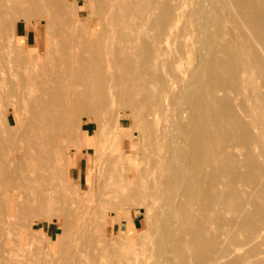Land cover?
Returning a JSON list of instances; mask_svg holds the SVG:
<instances>
[{
	"label": "rangeland",
	"instance_id": "374dc122",
	"mask_svg": "<svg viewBox=\"0 0 264 264\" xmlns=\"http://www.w3.org/2000/svg\"><path fill=\"white\" fill-rule=\"evenodd\" d=\"M149 1L151 2V3L149 2V4H151V5L155 4L154 0H149ZM192 1L193 0H191V1L187 0L186 1L187 2V10L196 8L197 0H194L193 3H192ZM129 2H131V0ZM161 2L162 3H160V4H162V5L165 4L164 1H161ZM188 3H189V5H188ZM79 4H80V6L77 9L78 14L76 12L77 15H75V13L72 14L74 16H71V15L69 16L68 15V17L66 19L69 20V18L72 17L73 20H72V18L70 19L72 21L71 23H73L72 26L74 28V25L76 24V26H77L76 30L78 31V30H80L81 23L85 25L86 22H84V21H87L86 24L88 25V22H89L88 18L89 17L95 18V19H97V25L95 27V30H94L93 34L95 36H98L99 34H102L103 30H104V27H103L104 23H98L99 14H98V11H97V8H98L97 3L93 2V1H88V0H79ZM160 4H159V8L160 7L162 8V6ZM193 7H195V8H193ZM133 10H134V12H136L135 9H133ZM159 10L160 9L157 10V14H158ZM130 13H132V14H130ZM136 13H138V12H136ZM129 14H130L129 20L130 19L132 20V17H134L133 18V20H134L138 16L137 14L133 13V11L130 12V10H129ZM220 14H222V13H220ZM135 15H137V16H135ZM75 16L76 17L79 16L78 19H76ZM20 17L21 16L13 15V17L11 19V22L9 23V25L7 27L8 29L6 28V32H4V40L2 41V45H1V48H0V78H1L0 79V86H1V89H3V87H4V90H2L1 103H0V105H2V107L0 106V108H1L0 109V119H1L0 120V122H1L0 125L2 126V127L0 126V130H1L0 134L2 133L1 136H0V142H2V143H0V148L3 150L2 153L4 155L3 157H4L5 161L11 159V157H13L16 154H17V157L21 156L22 158H24V156L21 155V154H25L26 152L29 153V151H33V153H34V151H35V145L33 144V141L30 140V138L33 136L32 128H31L32 116H31V113L28 110L29 108L24 105V103L22 102L23 100L21 99V98H23L24 91L27 90L26 89L27 86H28L29 89H31V87H33V82L31 80H29L28 77L25 74L26 71H28V69L33 66L32 63H35V61L33 59H39L38 60L39 64L43 63V65H47V66L51 67L53 65L55 56H56V58L59 56V53L57 51V49L59 47L58 46L59 38L53 33L51 28L48 29L46 27V19L45 18L37 19V17H35V16L31 17L30 15L28 17L26 16L27 18H24V19H20ZM26 19H27V21H26ZM74 19L76 21H74ZM79 19H80V23H79V21H77ZM184 19H186V17L183 18V22H184ZM74 22H77V23H74ZM181 24H183V23L181 22ZM87 25H85V27H87ZM147 29H146V31H148ZM47 30H48L49 33L47 32ZM146 31H144L145 32V36H143V38H142V34H144V32H142L141 38L139 39V41L143 39L142 40L143 43L145 41L144 38L146 37ZM5 33L7 34V37H5L6 36ZM29 33H30V39H28ZM97 33H99V34H97ZM194 34H196V35H194ZM190 35L191 36L193 35V38L192 37L191 38L188 37L190 39L189 40L190 42H192L191 41L192 39H195V41H197L199 35H198V32L196 30H195L194 33L191 32L189 34V36ZM10 36L11 37L13 36V37L11 38ZM228 37H229V35L226 36L227 39H228ZM117 40H119V41H117ZM173 40H176V39H173ZM173 40H171V41H173ZM177 40L178 41H173L171 43L169 42L170 45L167 44V47L164 46L165 48H163V53H164L165 56L162 53L163 56H161V57L163 59L159 60V65L158 66L162 65L160 63V61H162V63H165L166 60L169 61L171 59L170 56H172L174 51H175V53H178L176 51L177 50L179 51L178 48H180L179 47L180 44L178 46V43H179L180 40L179 39H177ZM116 41L117 42H115V43H118V44H120V42H121L120 39H116ZM142 41H140V43H138V45L141 44V46H142V43H141ZM219 41L220 40H215L213 44H216V45H212V47L215 50L214 53H215V56L217 57V59L221 58L223 60L224 66L221 65L222 63L220 65L223 66L224 68L221 67V69H219L218 68L219 65L218 66L216 65V67L213 65V64H217V62H216L217 59L215 60V58H214L215 56H214L213 50H212L213 48L210 45L209 46L211 48H209V46H207L208 48L206 47L204 49L203 48L201 49V47L199 46V43L197 44L196 42H195L196 43L195 47L192 48V50L193 49L197 50V48L199 47L198 51L200 53L198 51H196V52H198L197 55H196L195 51H192V52L190 51V54L188 56H190V59L193 62L190 63L189 61H191V60L189 59V57H186L187 59H184L185 61L183 60L184 61L183 62V66L187 67L186 66V61H187L190 64H192V63L194 64V62H195V65L198 64V66H200L199 68L202 71H204L202 68H204V67L206 68L205 69L206 75H205V77H203V81H200V84L198 83L199 85H195L196 88L198 87L200 89L199 90L200 93H197L198 89H196V93L198 95L200 94L202 96L199 95L200 97L199 96H198L199 98L197 97L199 100L196 99L194 101H197V100H198V102L200 101L199 103H200V106L202 105L201 107H203L204 104L202 102L205 99H206L205 104L208 101L207 95L206 96L203 95V94L206 93L203 90H206L205 88H207V86L204 88L203 85H206L208 82H212V80H215L213 82H215V84L216 83L218 84V82L220 80L219 78H218L219 80L216 78L218 81L216 79H211V78H209L208 75H211L214 78H215L214 74H216V77H219L218 75H222L220 78L222 79L221 81H223V82L221 84L220 83L221 81H220L219 84H221V86L218 84L217 88L220 86L223 90H221V88L219 87L220 91L217 93V95L219 93L220 94H219L218 97L216 95V98H215L216 100L218 99L217 100L218 101V103H217L218 105H215L217 101L215 103H213V104H214L215 107L218 106L217 110H219V108H220V109H224V110L226 109L225 111H228L226 105H228V104H229V106L232 105V103L230 104V102H232V101L228 102V100H232L231 97H233V96L237 97L238 94L236 92H235L236 93L235 94L234 91H236V90L233 87L230 86V83H232V81L234 82V80H235V78L232 77L233 75L229 77V75H231V70L228 71V72L225 71V69L226 70L228 69L226 64H225V61H224L226 58H227L226 60L228 61L227 62L228 65L230 66L231 69H233L232 68L233 67L232 66L233 65V63H232L233 60L230 57L231 53L226 52L227 48H228L227 45L224 46L226 43H224V44H223V42L219 43ZM221 43L223 44L224 49H223V47H221L222 46V45H220ZM130 44L131 43H129V46H131ZM217 44H218V46L220 48L218 47L216 49L215 46H217ZM116 46H119V45L116 44ZM139 46H136L138 49H136V47H130L129 52H132L131 48H133V50H135V52L137 51V53H138V51H139V55H141V56H142L141 53L144 52L143 55L145 54V57H146L147 56V53H146L147 52V48H145L144 46H142V47L141 46L139 47ZM52 47H54V48H52ZM49 49H50V51H49ZM139 49L141 51H143V50L144 51L141 52ZM167 49H168V51H167ZM206 49H207V51H206ZM208 49L212 50V51L211 50L210 51L212 52V55L214 56L211 59V63L212 62H214V63L211 64V65H213L215 70L218 68V70H216V71H219V73L218 72H216V73L213 72L214 73L213 74L212 71H215V70L211 69L213 67L210 68L211 70L208 67V66H210L209 65L210 61L208 62V60L205 59V58H207L209 56H212V55H208V54H211V52ZM218 49L220 50V53L217 52V51H219ZM114 50H115V47H114ZM145 50H146V52H145ZM223 50H224V52H223ZM54 52H55V54H54ZM204 52H205V55H203ZM17 53L19 54V56L17 55ZM30 53H31V55H30ZM137 53H136L137 57L135 56V59H134V57H133V59L135 61L139 60L138 63L142 62V60L140 61V59L143 58V60H144L145 58L143 56H142V58L139 57V55H137ZM200 54H201V56H199ZM132 55L134 56V52L129 53V56L132 57ZM1 57H3V58H1ZM138 57H139V59H138ZM201 57H202V59L199 60ZM228 57H230V58H228ZM168 58H170V59H168ZM209 58H211V57H209ZM136 59H138V60H136ZM145 60H146V62L142 63L143 65L146 64L145 66H141L142 65L141 63H140L141 65L140 64H136L137 67H140L141 71H139L138 70L139 68L136 67V69H135L136 73L134 71H133V73H131L132 70L136 66L135 63H137V62H135V61H134L135 63H130V64H133V65H131L130 69L132 68V66L134 67L133 69H131V71H129L130 69L128 70L127 68H125V70L127 69L132 75L133 74H138L137 77H138V79H140L142 76L144 77V75L147 77V73H149V71H151V69L153 68L152 69V74L153 73L154 74L155 73L158 74V75L155 74L154 77L158 76L157 81H159V84L161 83V80H164L165 82L162 81V83L166 84L167 75H166V77L164 79L161 78V77H164L165 73H166V72H164V74H163V70L161 71V68H163L165 70V68L167 66V63H169L170 65H172V64L167 61L165 64H163V65H166V66H163V67L156 66L154 68L152 65H149L150 63L148 64V60L147 59H145ZM202 60L205 61V63ZM222 60H220V61H222ZM1 61H3L4 63L1 62ZM130 62H132V61H130ZM229 63L232 64V65H230ZM116 64H118L119 66L114 64V65H112L110 70H112L111 72L115 73V77L117 78V79L116 78L115 79L119 80L120 78L118 76V73L120 72V69H122L124 65L119 64V62L116 63ZM130 64H128V67H129ZM147 64H148L149 67H151L150 70L148 69V67H146ZM169 64L167 66L169 68L166 70L168 75H169V73L172 72V67H170ZM126 67H127V65H126ZM207 67H208V69H207ZM41 68L42 67H40V70L43 69V68L42 69ZM116 68H118V69H116ZM113 69H114V71H113ZM144 69L146 70V72H145ZM116 70H117V72H116ZM147 70H148V72H147ZM153 70H156V72H153ZM122 71H124V69ZM208 71H209V73L211 72V74H208ZM140 72L141 73L144 72L146 74L143 73L142 76H141ZM196 72H197V70H196ZM196 72H194L195 73L194 77H196V76L199 77L198 74L196 75ZM199 73L201 74L202 72L199 71ZM224 73H225V75H226V73H228V78H232L233 79V80L231 79L232 81L230 83L228 82L230 79L226 78ZM131 74L129 75V77L131 76ZM149 74H148V76L150 78L151 75H149ZM172 75L173 76H171V74H170L169 76L174 77V74H172ZM131 77L129 79H131ZM134 77L136 78V75L135 76L133 75L132 78L135 79ZM146 77H144V78L148 80L149 78L148 77L146 78ZM144 78H142L140 80L143 81ZM174 78H173V80L175 82L174 85L179 84L181 82V81L180 82L176 81L177 79L175 80ZM204 78H205V80L207 82L204 81ZM225 78H226V80H225ZM138 79H136L133 82H131V83H133V85L130 82L129 83L132 86L136 85V87L142 88L140 90V92L142 93L141 95H143L141 97L144 99V97H146V93H143V92H145L147 90V88H149L151 90L152 85H150L148 87V84H150L151 83L150 80H152L154 78L149 79L150 83L147 80H145L148 83V84H146L147 86L145 85V83H146L145 81H144L145 83L141 81L142 83H140V84H143L144 87L146 86L147 87V88L145 87L146 90H145V88L143 86L140 87L141 85L138 86V84L135 83ZM23 80H26V81H23ZM155 80H154V82H156ZM258 80H259L258 85L262 86L261 88L263 89L264 88L263 87L264 86V75H260L258 77ZM10 81L13 82L14 84H12ZM121 81H122V79H121ZM121 81L120 80L116 81L115 84H114V86L118 85L117 86V91L118 92L114 91L116 86L113 88L114 95L117 94L116 97H118V93H119V97L121 98L119 100H118V98H116L118 100V101L116 100L118 102V105L119 104L120 105L118 106L117 103L115 104L114 112L111 111L113 113V116H112V113L110 112V109L108 107H100V108H98V106H100V105L103 106V105H107L108 104V96L105 97V99H104V96H106V95H104L103 97H98V99L96 98L97 101H96V99H92V100H94V103H93V101H91L90 104H92V103L93 104H92V107H89V108H93L92 110H94V106H95V110L93 112H91L92 111L91 109H89L90 110L89 111L88 108H87V110L84 111L85 108H83V109L81 108V110H79V112H81V113L78 112V114H77L78 117L76 116V123L75 124L72 123L69 118L61 117L60 122L63 123V128H65L67 126L66 124H70L71 126H75V128L71 131V134H69L71 136L64 142V145H59L58 147H51L50 149L47 150L46 153L43 154V156H42L43 158H41V159L39 157L36 158V160L34 162V166L36 168V172L35 173H38V176L36 174V176H37L36 181L33 184H32V182H30L32 184V188L27 187L26 184H25L24 188L22 189L23 191H25L28 194H31L33 196L35 195L36 197H40L39 200L36 199V197L35 198L33 197L35 202L34 201H30L29 202L30 207H31V209H30L31 210V215L28 213V211H27V213H23V212L17 211V212H15L13 214L15 218L12 216L13 219L11 218L10 223L0 221V226H1L0 228H2V229L4 228L3 230H5V232H6V230H7V232H9V237H11V238H9L10 240L8 239L9 242H6V243H8V246H9V247L7 246V249L11 250V255H13L15 257V259H17V263L18 264H132V262H133L134 264H161V262H162V264H189L190 261H191L190 264H196V262L199 261L198 256H200V254L197 256L196 255L197 252H195L197 246L200 245V247L198 246L199 247L198 251L200 252L201 244L203 245L205 243V241L208 240V237H209V236H206L207 233H205V232H209L211 237H212L211 234L214 232V234L216 233V235H215L216 237L219 234H220L221 237H222V235H224L223 241H221L222 238L219 239L220 236L217 237L218 240L215 237V240L213 242H215V241L218 242L219 241L218 243L215 242L216 244L214 243L217 246L216 247V246H214V244H211L212 240L214 239V236H213L212 238H209V240L211 239L209 241V242H211L210 243L211 245L208 246L209 242L207 241L208 242L207 245L205 243V246H203V248L208 249V251L211 254L215 253V249H216V253L213 254V255H214V257L216 256V254H218V256L220 255V257L217 256L218 257L217 259H220V260L222 259L221 261H223L224 258L226 257V259H225L226 262L225 261H224L225 263L221 262L222 264H230V263L231 264H239V263L240 264H243V263L244 264H249V263L250 264H264V224H263L264 219H263V222L259 221V219H260L259 216H261L262 212H264V211L261 210V209H258L257 206H256L257 208L256 207H252V205L250 206V204H252L254 202L259 203L257 201H254L255 199H257L255 196H258L259 193H260V191H259V193L257 191V189H259V186H258L257 189H255L257 191L258 195H257L256 192H253L252 195H254L255 193L256 194H255V196H252L251 193H252V190H254L253 188L255 186L257 187L256 184L257 183L260 184L259 183V178L260 179L262 178V177L257 176V175L258 174L261 175V173H262L261 171H263V170H261L259 172V170L264 167V166L262 167V163L264 161V157H263L264 156L263 155L264 154V150L261 147L258 148L259 146L250 147L246 142L245 143L247 145L243 142L245 140L244 139L245 136L242 137V135H244L243 132L245 133V131L243 130V127L245 128V130H248V132L246 131L247 134L248 133L251 134L253 132V131H251V128L254 129V127H253L254 125L252 126V124H251L252 121H251L250 124H251L252 127L250 128V126H249L250 124L248 125V123H249L248 121L250 119L251 120H253V119L251 117H249V119H247L248 116L245 117L244 111L241 112L242 108H243L242 104L244 103V101L242 99L243 98V93H242V91H240L239 87L237 89L239 90L238 91L239 95L241 94L240 95V99H239V97H237V99H236V97L233 98V100L236 99V103H235V101H233L234 104H238V105L237 106H233L234 105L233 104L232 106L236 107V110H237L238 107L242 106L241 111H240L239 108H238V111H235V109L232 106H230V109H234V113H232L233 111L230 110L226 114L227 117H225L224 114L226 112L224 110H221V112L222 111L225 112V113L222 114L224 116L223 118L227 119V120H225L226 123L224 121H222L223 119L222 120L220 119L221 120V126H222V124L225 123L227 125L226 126L227 128H228V126L229 127L231 126L232 128H231V130H229L230 128L227 129L226 127H224L223 131H221L220 134H221V137L223 139V137L226 138V136H225L226 135V133H225L226 131L227 132L229 131L230 134L234 133V135H231L234 138H231L230 136H228V135H230L229 133H227V136H228V139H230V138L233 139L236 142V144L233 142V140L230 141L231 139L227 140L226 142H224L225 141L224 140L223 142L226 144L228 141H230L231 145L234 144V146L238 145L237 143H239V146H242L243 143H244V145L241 148H244L245 151H247V153L245 151H243V152H245V154H244L241 151V148L238 146V147H236V149L232 148L230 150L231 152L230 151H229V153L226 152L225 154H223L224 156L221 157L222 154H219L220 151H218L217 150L218 147H216L217 143H221V142H219L220 140L217 142L216 141L217 139H215L216 137L217 138L219 137V133H218L219 130L218 129L222 130V127H223L222 126L220 128V125L218 124V123H220V120L217 118V117H219V115H220V118H221V114L218 113L219 111H217L216 108L213 107V105H212V107H210L211 109L208 108L210 106V104H212V103H209L208 104L209 106H206L208 110L206 108H203V109L206 110V112H204L205 111L204 110L201 113V107H199L198 105H196V106L199 107L198 110L200 112L198 110H195L194 109L195 108L194 104L195 103L199 104L198 102H195V103L193 102V99L196 98L195 93H193L195 95L194 98L192 97L193 94L190 95L191 98H193L192 99L193 104L191 102V105H193V107L192 108H189V107L187 108L186 107V106H188V104L186 105L187 101H184V102L180 101V95H183V97H184V98H182V96H181V100L182 99L185 100V96L187 97V95L185 94V90H187V89H184L183 87L187 88V85H189V83L188 84L186 83L185 85H183L185 82L184 83L181 82L180 84H181V87L183 86L182 87L183 89H181L180 84L176 85L175 86L176 88L174 87L176 90L175 89H173V90L177 91V92L174 93L173 90H172V92L174 93V95L176 97L172 94V92L170 93V95L172 94L175 97L174 98L175 100H177V98L179 97V102L180 103L182 102V106L184 104L185 105L183 107H181V104L178 102V100L175 101V103H173L174 99L173 98H172L173 100L171 99V97H173V96H169V103L172 106L171 110H169V111H171L172 113L171 112H167V113H170L169 116L167 115V113H166V115H165V113L163 115L160 114V116L162 118V122H163V125H164L163 127L165 129H168V126H169L170 129H168L169 130L168 132H167V130H165V132L162 131V132H164L162 135H165V137L162 138L163 137L162 135H161L162 137H160V135L157 137L158 133L156 134L155 132H158V130L156 129V125L152 126V124H153L152 120L150 122H149V120H147V115H146L147 114V109H145L147 107L142 102L143 99H140L141 103L138 102V104H140V106H137V103H134L132 101V99H133V100H135V102H137L139 100V98H141L140 97V93L136 94V93H138L139 90L137 91V89H136V92H134L136 95H139L138 96L139 98H137V96L135 94L134 95L136 97H133L134 95L132 96L131 95L132 93H130V92H129V94H130L129 97H127L126 96V91H125L127 88H124L125 86H123V88L125 90H122V91L125 92V96L126 97H123L124 94H121V95H123L122 96L123 100H122V97L120 96V89L122 88V84L123 83H120ZM130 81H132V80H130ZM22 82L25 83V87H24V83H22ZM118 82L120 83V85H119ZM138 82H140V81H138ZM205 82H206V84H205ZM256 82H257V80H256ZM21 83L23 84V86H22ZM223 83H225L224 86H223ZM125 84H127V82H125ZM154 84H153V87L157 86V88H156L157 92L155 91V88H152V91H154L157 94V93L160 92L159 87H161L160 86L161 84L159 86H158V82H156ZM232 84H231L232 86H235V82L232 83ZM131 85H129V86H131ZM228 85L231 87V89L233 88L231 91H229L230 89H227L229 87ZM21 86H22V89L24 88L23 90L20 88ZM129 86H127V87H129ZM166 86H164V87H166ZM178 86L180 87V89H179ZM130 88H128V89L130 90ZM163 88L161 87V91H162ZM149 89L147 90V92H149ZM183 90H184V92L182 94L181 91H183ZM11 91L13 92V95H12ZM122 91H121V93H124ZM152 91H151V93H152ZM225 91H226V93H225ZM14 93H17L18 96H17V94H14ZM221 93L222 94L224 93V95H222ZM225 94L226 95L229 94V98L226 97ZM150 95L151 94H149L148 96H150ZM153 95H154V93H153ZM5 96H7V97H5ZM14 96H16L17 99ZM219 97L220 98L224 97L225 100H227L226 102H221V105L223 106V108H221L222 106H219L220 105V101H219L220 98ZM100 98H103L102 101L104 102V104L102 103V101H100L101 104L98 102ZM124 98L127 99V101L131 100L130 101L131 103L129 102L130 104H128L127 102H125ZM135 98H137L138 100L135 99ZM191 98L188 101L189 103L191 101ZM222 98H221V101L224 100ZM238 99L241 101V103H240V101H238ZM209 100H210V98H209ZM143 101L145 102V104H147V99L146 98ZM13 103L15 104L16 107H14ZM224 103H226V104H224ZM8 104H9V106H7ZM172 104H175V105H172ZM176 104H177V106H176ZM178 105H180L179 106L180 109L182 108L181 110H179V108H177ZM4 107H5V109H4ZM13 107L17 111V114L15 113V115L12 117V123H11V125H9L5 118H6L7 114L10 113V109L13 108ZM175 108H176V110H175ZM184 108H185V110H186V108L188 109V111L186 110L187 113L185 112ZM6 109H8V110H6ZM26 109H27V111H25ZM191 109H194L193 113L195 112L194 115L197 116V118H196V116L192 117L194 119V121L196 122V124L194 123L195 126L197 125L196 129H197V127L199 128L200 125H203L206 122L205 124L207 126L205 124L204 125L206 127L212 126L213 130H211V131L215 132V130H214L215 127L214 126L216 125V122L218 121V123L216 125L217 126V128H216L217 132L213 133V134H210L211 136L213 135V137H214V135L215 136L217 135L214 138L215 140L210 135H207V134L211 133V131H210V129H212L211 127L209 128L210 132L208 131L209 133H205V134H204V132L206 131L205 126H204L205 131H202V126L200 127L201 129L199 131L200 132L202 131L201 133H199V131L197 129V132L199 134H202V133L204 134V138H203V134H202V136L200 135V137L203 138L204 142L206 141V143H205L206 146L202 145L203 142L201 144V141H202L201 139L202 138L200 139L198 133L194 131L195 129L192 130L193 128H191L192 127L191 122H193V119L191 120V118H190L193 115L191 113V111H192ZM213 109H215L216 112H214ZM3 110H5V111H3ZM182 110H184L183 111L184 114L181 113L183 116L180 115L178 117V114H180V112ZM197 111L199 112V115L197 114L198 113ZM208 111H210V112H208ZM173 112H174V114H173ZM230 112L232 114H235V113L238 112L239 114L237 113V115L236 114L235 115L237 117L240 115V117L235 118L236 116H234L232 114H231V116H229ZM185 113H186V115H185ZM188 113H190V114H188ZM214 113H218L219 114V115H217V117L213 116L214 118H217L216 122H215L214 118L208 117V116L214 115ZM118 114L119 115L121 114V116L119 117ZM172 114L174 116L173 119H172L173 116H171ZM200 114H201V116H200ZM203 114L204 115L206 114L205 119H206V117H208V118H207V120H205V122H202V124H201V121H200V119L198 120V118H200V117L204 118ZM207 114H209V115H207ZM241 114H243L244 117L241 116ZM184 115L187 118L186 117L184 118ZM256 116H258V120H259V118H261L262 115L258 114ZM150 117L152 118V116H150ZM165 117H167L166 120L168 119V117L171 120L170 121L167 120V123H165L166 122V120L164 119ZM241 117H243V119H241L240 121L243 120L244 123L243 122L242 123L245 126L239 125L241 123V122L239 123V119ZM115 118L116 119L119 118L121 120V127L120 128H117V126H115V123H116ZM182 118L185 119V122H184L185 125L183 124L184 120ZM209 118H211V121L214 119L213 120V123L215 122L214 125L208 124V122L211 123L210 121H208ZM188 119H190L191 127H189L190 124H186V123H189ZM93 120H95L97 123L95 122L96 123L95 124L93 122ZM181 121H182V123H181ZM198 121L200 123L199 126H198ZM202 121H204V120H202ZM81 123H82L83 127L80 130V128H77V126L79 127V125ZM25 124H27V125H25ZM165 124H167V127H165ZM28 125H30V126H28ZM101 125H103V126L101 127ZM186 125H188V126H186ZM208 125H210V126H208ZM9 127H11V128H9ZM100 128H101V130H100ZM225 128L227 129L226 131H225ZM173 129H175V130H173ZM77 131L80 134V136L78 135V137L76 136L77 135ZM172 131H174V132H172ZM175 131H177V134H176ZM11 133H14V134H11ZM153 133H155V136H154ZM159 134H161V133H159ZM206 135L209 136L210 139L212 138V140L216 141V143L214 141H211L209 138L207 139V137L205 138ZM178 137H179V140H178ZM241 137H242V139H244V140H240V141H242V145H240V141H239V139H241ZM173 138H175V139H173ZM184 138L187 139V140H185ZM218 139H220V138H218ZM11 140H13V141H11ZM172 140H173V144L174 145L171 143ZM237 140H238V142H237ZM155 141L158 142V143L155 144L156 143ZM208 141L210 143H212V144L215 143V146L212 145L213 147L211 148V145L207 144ZM12 142H13V144H12ZM189 142H191L192 145H195L196 147L191 146L189 144ZM193 142H194V144H193ZM223 142H222V145H224ZM18 143H20V144L18 145ZM107 144H108V147L106 146ZM182 144H183V146H182ZM188 144L192 147V149L194 148L193 151L194 150L197 151L198 149H199V151L201 150L202 153L200 152V154H199V151L197 152V155H198L197 157L198 158H199V155L202 156L203 154H205V153H203L204 149L202 148V146H205L207 148L208 145H209L210 147H208V149L211 151V156L214 153L213 156H212L213 157V161L210 160L211 162H209V163L213 162L212 164L218 165V163H214L216 158H217L216 162L219 161L218 158H221V159L224 158L225 159V162H224L225 164L221 162L223 160L222 159L221 161H219V163L221 162L220 167H223V169H225V170L227 169L226 170L227 172L229 171L228 173L225 171L226 175L228 174L229 177L226 176V175H223V171L224 170L221 169L222 173H218V174H221L222 176H224V178H226V180L223 179V177L221 175L217 174V172H216L217 170L215 171L216 167L214 165H212V164H210V165L204 164V167H206V169H203L204 167L202 166V171H197V168L195 169V166L197 164H199L198 162H200L201 159H202V162H205L203 160V158L204 159L206 157L208 158L210 152H209L208 149L205 148L204 152H206V153L209 152V153L207 154V156L203 155L202 156L203 158L201 157V159H198L199 161L196 162V164H195V161L193 162V160L196 159V157H195L196 155H194V153H196V152L191 151V152H193V156L194 157L191 154L190 155L192 157L189 156L188 154L190 152H188V150H189ZM20 145H21V147H20ZM222 145L220 146V149H223ZM17 146H18V148H17ZM109 146H111V147H109ZM173 146H176L177 148L176 147L173 148ZM244 146H246V148ZM64 147H67V150ZM183 147H185V149H183ZM19 148H21V149H19ZM186 148H187V150H186ZM17 149H19L20 151L19 150L15 151ZM177 149H179L178 152L179 151L181 152L182 149L187 151V152H185V156H183V154H184L183 151L180 153L182 155L181 156L176 151ZM237 149L238 150L240 149L239 152L241 153V155L239 153V156L242 157V159H243V157L246 154L247 155L249 154L246 157L251 156L249 158H252V161L251 160H249V161L251 162L252 166L256 164L255 166H253L254 169H257L256 171L255 170L253 171V172H256V174H255L256 176L255 175L252 176V174H251L252 171L247 170V168L250 166V164H249V166L247 164L249 162L248 161L249 158L246 159L248 162L247 161L245 162V158H244V163L240 162L241 164H245L244 166L239 164V161L243 162V160H241V158L239 156H236V155H238V154H236L238 152ZM244 149H242V150H244ZM98 150L101 151V155L100 156L98 155V153H99ZM173 150H174L175 153L173 152ZM216 150L218 152H216ZM232 150H233V153H235L236 155L233 156ZM252 150H253V152H252ZM19 152H20V154H19ZM108 152H109V154H108ZM110 152H111L112 155L110 154ZM113 153H115V155L116 154L117 155L115 156ZM165 153H167V154H165ZM168 153H169V156H168ZM173 153L174 154L178 153V155L181 158L182 157L183 158L186 157V159L188 158L187 159L188 161H186L185 158L184 159L182 158L185 161V163L182 161L183 165L184 166L186 165V167L188 166L189 168L192 166L190 168V170L193 171L195 169L196 171L194 170L195 171V172L193 171L194 173H197V172L200 173L201 172L199 174V175H201V174H203L205 172L204 173L205 175L204 174L203 175H204V178H206V180L204 179V181H207V182H204L202 180L201 183H203V182L204 183H203V185L201 184V186L199 185L200 187L198 186L199 189L196 186L197 185L196 178H198V184H199L200 183L199 180L203 179V177L202 178L197 177L198 173L195 174L196 178L193 181V182L196 181L195 182V184H196L195 186H193L194 183L191 185L192 182L190 184L187 183L186 181H185L186 182L185 184L183 183V185H185V186L187 184V186L189 185V187L190 186L196 187V189L193 188L192 191H191L192 193H194L196 191L195 192L196 195L192 194V195H194L193 196L194 198L197 195H198L197 197H199V198H201V197L204 198L202 195L205 194V196H206L207 194L205 192H207V191L208 192L209 191L213 192L212 197L216 196V194H218V196H216V197H218L219 200H220V197H221L222 200H220V201L222 203L218 202V206L215 205V204H217L216 202L215 203L213 201L208 202V203H212L213 202L214 204L213 203L212 204H213V206L215 205L214 207H216V208H214L211 205H210L211 206L210 208H209V205H208V207L205 206V207H207V209H211L212 207L214 209H217V210L213 211V214L215 212L214 221L211 222V219H213V217L212 218L209 217V215L210 216L212 215L211 213H209L207 215L208 211L204 212L206 210L205 207H204L205 210L201 209L202 208L201 205L204 204L205 201L202 203L201 199L200 200L198 199V202L195 201V203H193L194 202L193 200H195L196 198L193 199V200L191 198V201H193V202H191L193 206L190 204L189 196L190 197L192 196L190 191L186 193V191L188 190L187 186L183 187V186H181V184H179V180H178V177H177L178 173L176 174L177 178L174 176V173H176L177 170H176V172H174V169L172 171V168L178 169L179 163H180V161H176L175 162V160H179L180 157L177 155L178 158L177 157L173 158V155H174ZM253 153H255V154H253ZM120 154H123V155L125 154V156H123V155L120 156ZM171 154H172V158H173L174 161H170L171 160V157H170ZM215 154L216 155L219 154V155H217V157H216ZM242 154H243V156H242ZM58 156L63 158V159H61L62 163H60V164H58L56 162ZM166 156H168V157L166 158ZM187 156H189V157H191L193 159L192 162L190 160L191 158H189ZM232 156L233 157L236 156V161H234L235 158L233 159ZM120 157H122V158H120ZM161 157H162V159H161ZM214 157H216V158H214ZM115 158H116V163H118V164L115 163L118 166V170L116 168V165H113L114 162H115ZM207 158L205 159V160H207L205 163H208L209 159H207ZM163 159H164V161H163ZM167 159H170V160H168V162H166ZM210 159H211V157H210ZM254 160H255V162H254L255 164L253 163ZM61 161H58V162H61ZM112 161H114V162H112ZM188 162L191 163L192 165L189 166L190 164ZM110 163H112V164H110ZM193 163L195 164V166L193 165ZM233 163H235V164H233ZM236 163L240 167L237 166L238 167L237 168L236 167ZM51 165H53V166H51ZM174 165L175 166L177 165L178 167L177 166L174 167ZM234 165H235V167L237 169L240 168L239 170L235 169L237 172H234V170H233L234 169ZM225 166H227V167H225ZM241 166L245 167L246 170H245V168H243ZM252 166L249 169H251ZM120 167H124V168L125 167H127V168L129 167V168L128 169L119 170V169H121ZM211 167H213L215 169H213ZM12 168L14 169V173H10L9 172V174H5V175H1L0 176V181L3 184H5L4 186H6L5 187L6 189H10V187H14L16 185L17 177L21 174V172H23V171H25L27 169V165L26 164H19L18 161H15L13 163V165H12ZM56 168H57L58 171L56 170ZM189 168L186 171H187V174L190 173L189 177H191L194 174L191 175V172H189L190 171ZM192 168H194V169H192ZM199 168H201V165H199ZM253 168L251 170H253ZM212 169L214 171H213V173H210ZM241 169L245 170L244 171L245 172L244 175H243L244 172H241ZM67 171L69 172V175H68ZM219 171H220V169H219ZM246 171H247L248 174L250 173L251 176H248V174H246ZM47 173H49V175H47ZM206 173H208V174H206ZM209 173L212 174L213 179H212V177L208 176ZM235 173L239 175V178L241 177L242 181H240L241 179L236 178V176H238V175H236ZM44 174H45V176H44ZM233 174L235 175V177L233 176ZM170 176L174 180L177 179L176 182L175 181L174 182L177 185L179 184L178 186L177 185L174 186L175 184H174L173 180H171L172 182L170 181ZM186 176H185L184 179L187 178ZM219 176L223 179V180H221L222 182L224 181V183H226L227 180H228L227 178H230L231 179L230 182H233V183L229 182V185L230 184L234 185V183H235L236 186H234V188H238V190H239V187H241V189L244 190V192L246 191L245 193H243V191H241L243 194H245L243 197H242L243 194H241V192L239 191V193L241 194V199H239V198L238 199L240 201L236 198V197H238L236 195L238 194L240 196V194L237 193L235 195L234 191H233L234 188H232L231 190L228 189L227 190L228 194H226V192H225L226 195H229V193H232V191H233V195L230 194L233 197H230V195L228 197H223L224 193L221 196L220 192L226 191V186L224 188L225 190L223 188H222L223 189L222 191L219 190V189H221V188H219L217 186L218 179L220 181V178H218ZM159 177H161V182H164V180L166 181V182H164V184L165 183L167 184L168 183L167 181L169 180V184H167V186L168 185L169 186L168 187L165 186L166 184L165 185L164 184L163 185L162 184H158L159 183L158 180H160ZM242 177H244V178L246 177L247 180H245L246 178L243 180ZM251 177L252 178L254 177L253 179L256 180V182H255V180H253L254 182L251 180L252 184L255 183L254 184L255 186L252 185L254 187L249 185V184H251L249 182ZM154 178H156L157 180L154 179ZM49 179H51V180H49ZM192 179H194V176L192 177ZM235 179L237 181L239 180L240 182L239 181L238 182L241 183V184H239ZM154 180H156V182H158V183H156V186L153 184V183H155ZM56 181H58V182H56ZM189 181H191V180L189 179L188 182ZM4 182H6V183H4ZM59 182H60L61 185L59 184ZM170 182L173 185H171ZM62 184H63V186H62ZM120 184H122V185H120ZM227 184H228V182H227ZM159 185H162V187L165 186L167 190L166 191L163 190L164 187L161 188V186H159ZM153 186H155V187L153 188ZM158 186H159V188H158ZM170 186H174V187H172V190H170L171 189ZM237 186H239V187H237ZM176 187H179L180 189L176 188ZM173 188L174 189L176 188V189L174 190ZM227 188H230V187H227ZM176 190H177V192H176ZM45 191H47V192H45ZM1 192H2V190H1ZM210 192L208 194H210ZM37 193H39V195ZM58 193H59L60 196L58 195ZM125 193L127 195H125ZM189 193H190V195H188V197H187L188 199H187L186 196ZM214 193H215V195H214ZM219 193H220V196H219ZM3 194H4V192H2V194H0L1 198L4 196V198H3L4 200L5 199L6 200L10 199L9 193H5L4 195ZM184 194H186V195H184ZM248 194H249V196H251V197H249L251 200H252V197H255V199L252 200L254 202H252V201H248L247 202L246 201V199H249V198H247ZM52 195L56 196V197L52 198ZM123 196L124 197L126 196V197L123 199ZM262 196H264V195L261 193L260 197L258 196L259 197L258 200H260V198ZM130 197H133V198H130ZM206 197L209 198L208 196H206ZM206 197H205V199H206ZM229 197H230V202L228 200V202L225 203V201H226L225 200L224 201L225 206H222L223 205V199L224 198H226V199L228 198L229 199ZM261 199L263 200L264 198H261ZM36 200H38V201L36 202ZM40 200H42V201H40ZM213 200L215 201L216 199L213 198ZM207 201H209V199ZM207 201L205 202L204 205H206ZM242 201L245 202V205L248 204V205H246L247 208L244 206V203H242ZM188 202H189V204H188ZM196 202L200 204V207H201L200 209L201 210H199V211H201L203 213H206L205 215L208 216V218L210 219L209 222H211V224L213 222L215 223V224L213 223L212 225H208V224L204 225V223H203V225L206 226L208 231L206 229H205L206 230L205 232L202 231V229H204L203 228L204 226H202L201 230L199 228V226H201V222H199V220H200V217H201V215L203 213L200 214V212L197 211L199 206H198V204ZM100 203H102V204H100ZM182 203H184V204H182ZM262 203H264V202H262ZM44 204H47V205L44 206ZM194 204H197V206L196 205L194 206ZM242 204H243V207L241 206ZM65 205L67 207H65ZM182 205H183V207H181ZM221 206H222V208H221ZM35 207L36 208L39 207V208L36 209ZM241 207L245 208V209H243L245 214L246 213L250 214V213H248V209H249V212H250L251 208H252V210H254L253 208H256L255 210H257V211H255V212H258V210H259V212L262 211L261 214L259 213L260 214L258 216L259 219H257L256 223L253 222V224L250 225L249 223L251 221L250 222L248 221V223L244 222L245 223V225H244V223H242V224L240 223L241 220L237 222V218L239 219L240 213H241V211H243V210H241ZM218 208H221V210L220 209L218 210ZM28 209H29V207H28ZM58 209H59V211H58ZM30 210H29V212H30ZM211 210H213V209H211ZM252 210H251V213H253L255 215V212L254 211L252 212ZM189 211L191 213H189ZM221 211H223V212H221ZM197 212L200 214V215L198 214L199 215V220L197 219L198 218L197 217L198 216ZM36 214H37V216H36ZM186 214H187V216H186ZM182 215H184V216H182ZM190 215H191L192 219H190L191 218ZM251 216H252V214H251ZM256 216L255 217L254 216L251 217L252 219H250V220L255 219ZM24 219H25V221H24ZM184 219H186V220H184ZM205 219H207V218H205ZM209 219H207V220H209ZM182 220H183V223H182ZM23 222H25V223L23 224ZM206 222L208 223V221H206ZM233 222H235L236 224L233 223ZM174 223H176V224L174 225ZM254 223L258 225L259 229H261L259 232H257L258 230L254 231L255 229L258 228V227L255 228V226H253V225H255ZM216 224H217V226H216ZM10 225H12V226H10ZM248 225L249 226H253L254 228H250ZM94 226L97 229L94 228ZM168 226H169V228H168ZM209 226H211V228L213 226L212 230L210 229ZM220 226L222 228H224V229H222V228L221 229L225 233L220 228H218ZM82 228H84V229L82 230ZM187 228H189V229L186 231ZM217 228L219 230H221L224 234L221 235V233H222L221 231H220L221 233H217L219 231V230L217 231ZM99 229H101V230H99ZM22 230H23V232H22ZM192 230H194V232ZM195 230L198 232V234L200 236L195 235V232H196ZM198 230H200V232ZM209 230H211L213 232L211 233V231H209ZM97 231H99V233ZM172 231H173V233H171ZM191 231L194 233V235H193V233ZM201 231L203 233H205V236L202 237V240L200 238L201 235H203V233H201ZM249 231L252 232V233H249ZM15 232H19V233H15ZM249 234H252V235H249ZM261 234H263V236ZM7 235H8V233H6V236H4V237H7ZM184 235L188 236V237H186L187 241H185L187 243L184 244V241H183L182 242L183 245H181L179 243L181 242V240H183V238L181 239V237H183ZM260 235H261V237H260ZM12 236L13 237L15 236V237L13 238ZM195 236L198 237L197 239L200 238L201 241L197 240L195 238ZM204 237H206L207 239L204 240ZM256 237L259 239V241H258V239ZM3 238L0 239L1 242H3V240H4ZM12 238H13L12 241L15 240L14 241V243L16 242L15 244L11 241ZM189 238L191 239V241H190ZM5 239H7V238H5ZM184 240H185V236H184ZM188 241H190V243ZM192 241H195V243L192 242ZM203 241H204V243H203ZM191 242H192V244H191ZM197 242H201V244L197 245ZM250 242H251V244H250ZM219 243H220L221 247L219 245H217ZM9 244L11 245V247H10ZM222 244H224V246H222ZM12 245H13V248H12ZM218 246L220 248H218ZM209 247H210V250H209ZM223 248H226L227 250L223 249ZM12 249H14V250H12ZM13 251H14V253H13ZM208 251L205 250V252L209 256V252ZM211 251H213V253ZM202 252L206 255V253L204 251H202ZM252 252H253V254H252ZM4 254L8 255L7 252H4ZM163 255H165V256H163ZM205 255H204V257L202 255L200 256L202 262L199 261L200 262V263L198 262L199 264H202L204 260H205L204 261L205 263L207 261H209V260L206 261V259H208V257L206 255V257H207L206 258ZM23 257H24V259H23ZM191 257L194 259L193 263H192L193 259ZM214 257L213 258L211 257V259H214V260L210 259L211 263H209V264H212V262H214V261L215 262H217V261L219 262V260L216 261L215 260L216 257L215 258ZM245 257H246V259H245ZM124 258H126V259H124ZM202 258H206V259H202ZM260 258H262V259H260ZM140 259H142V260H140ZM195 260H196V262H195ZM216 264H218V263H216Z\"/></svg>",
	"mask_w": 264,
	"mask_h": 264
},
{
	"label": "bare ground",
	"instance_id": "6f19581e",
	"mask_svg": "<svg viewBox=\"0 0 264 264\" xmlns=\"http://www.w3.org/2000/svg\"><path fill=\"white\" fill-rule=\"evenodd\" d=\"M88 1H93V2H96L97 3V5H98V8H97V11H98V14H99V16H98V23H104V30H103V33L102 34H99V33H97V34H99L98 36H95L93 33H94V30H95V27H96V25H97V19H95V18H92V17H89L88 19V25L86 24L87 23V21H84V22H86L85 23V25H87V27H85V25L84 24H82L81 23V26H80V30H76L77 29V26H76V24L74 25V28H73V26H72V24L73 23H71L72 21L70 20L72 17H70L69 18V20H67L66 18L68 17V15L70 16H74V15H72V14H74L75 13V15H77L78 14V12H77V9L79 8V6H80V4H79V0H0V48H1V45H2V41L4 40V32H6V28L8 27V25H9V23L11 22V19H12V17H13V15H18V16H21L20 17V19H24V18H27L29 15L32 17V16H35V17H37V19H42V18H45L46 19V27L49 29V28H51L52 29V31H53V33L59 38V44H58V49H57V51H58V53H59V56L56 58V56H55V58H54V62H53V65L51 66V67H49V66H47V65H43V63L42 64H39L38 63V60L39 59H33L34 61H35V63H32V67L31 68H27L28 69V71H26V76L28 77V79L29 80H31L32 82H33V87H31V89H29L28 88V86H27V90H25L24 91V93H23V98H21L23 101V103H24V105L26 106V107H28L29 109V112L31 113V116H32V119H31V128H32V132H33V136L30 138V140L31 141H33V144L35 145V151H34V153H33V151H29V153H25V154H21V155H23L24 156V158H22L21 156L19 157H17V154L16 155H14L13 157H11V159H9V160H7V161H5L4 160V155H3V150L0 148V176L1 175H5V174H9V172L10 173H14V169L12 168V165H13V163L15 162V161H18L19 162V164H26L27 165V169L25 170V171H23V172H21V174L17 177V183H16V185L14 186V187H10V189H6L5 187L6 186H4L5 184H3L1 181H0V194H2V192H4V194L5 193H9V196H10V199L8 200H4L3 198H4V196L1 198L0 197V221H3V222H8V223H10V220H11V218L13 219V217H14V213L15 212H17V211H20V212H23V213H27V211H28V213L31 215V207H30V204H29V202L30 201H34V198L36 197L35 195L33 196V195H31V194H28V193H26L25 191H23L22 189L24 188V185L26 184V186L27 187H29V188H32V184L33 183H35V181H36V178H37V176H38V173H35L36 172V168H35V166H34V162H35V160H36V158L37 157H39L40 159L41 158H43L42 156H43V154L44 153H46L47 152V150L48 149H50L51 147H58L59 145H64V142L71 136V135H69V134H71V131L75 128V126H71L70 124H66L67 126L65 127V128H63V123L62 122H60V119H61V117H67V118H69L70 120H71V122L72 123H76V116L78 117V112H79V110H81V108L83 109V108H85L84 109V111L85 110H87V108H88V110L89 109H93V108H89V107H92V104L94 103V100H92V99H98V97H103L104 95H106V96H104V99H105V97H107L108 96V104L107 105H100V106H98V108H100V107H108L109 109H110V112L112 111V112H114V109H115V104L117 103V105H118V100L119 99H121L120 97H119V93H118V97H116V95L117 94H115L114 95V92H113V88L116 86H114V84H115V82L116 81H121V79H122V81L120 82V83H123L122 84V88L120 89V96L122 97L123 95H121V94H124V96L123 97H129V92L130 93H132L131 95L133 96L135 93L134 92H136V89H137V91H138V93H136V94H139L140 93V97L141 96H143V95H141L142 93L140 92V90L142 89V88H139V87H136V85L135 86H132L133 85V83H131V82H133L134 80H136V79H138V74H133L134 76L136 75V78L135 79H133L132 77H133V75L131 74V73H133V71L135 72V69H136V67H137V65L136 64H142V63H144V62H146V60L145 59H147L148 60V64L149 65H152L154 68L156 67V66H158L159 65V60H162L163 58L161 57V56H163L164 55V53H163V48H165V47H167V44H169V42L171 43V42H173V41H178L177 39H179L180 41H179V43H178V46H179V44H180V48H178L179 49V51L177 50L176 52H178V53H175V51H174V53L172 54L170 51V53L172 54V56H170L171 57V59L170 58H168V59H170L169 61L168 60H164L165 61V63L168 61V62H170L172 65H170L169 63H167V66H168V64L170 65V67H172V72L171 73H169V75L171 74V76H173L172 74H174V77H171V76H169L168 75V73H167V69L169 68V67H167L166 65H163V64H165V63H162V61H160V63L162 64V65H160V66H158V67H163V66H166V68H165V70L163 69V68H161V71L163 70V74H164V72H166L165 73V76L164 77H161V78H165L166 77V75H167V77H166V84L164 85L163 83H162V81H164V80H161V83L163 84H159V81H157V78H158V76H155L154 77V75L156 74V75H158L157 73H153L152 74V69H151V71H149V73H147V77L149 78V76H148V74L149 75H151L150 76V78L149 79H151V78H154V79H152V80H150L151 81V83L149 82V79L147 80V79H145L144 77H146L145 75H144V77L142 76V74L144 73H141V78L140 79H142V78H144L143 79V81L142 80H140V79H138L135 83L136 84H138V86L139 85H141L140 87H144V85L143 84H140V83H142V82H144L145 80H147L150 84H148L147 83V81H145L144 83H145V85L146 84H148V87L150 86V85H152V87H151V90L149 89V88H147L146 86V88H147V90L149 89V92H147V90H146V88H145V92H143V93H146V97H144V99L146 98L147 99V104H145V102L143 101L144 99L141 97V98H139L138 96L139 95H136L137 96V98H139V100L137 99V98H135V99H137L136 101L137 102H135V100H133L132 99V101L134 102V103H137V106H140V104H138V102L139 103H141L140 101V99H143L142 100V102L144 103V105H146V107L147 108H145V109H147V120H149V122L152 120V122H153V124H152V126L153 125H156V129L158 130V132H155L156 134L158 133V135H157V137L160 135V137H162V138H164L165 137V135H162L164 132H165V130H167V132L169 131L168 129H170L169 128V126H168V129H165L163 126V122H162V118H161V116H160V114H164L165 113V115H166V113L167 112H171V111H169V110H171V108H172V106H171V104L169 103V96H173L174 95V93L175 92H177V91H174L173 89H175L176 87V85H179L181 82H185L183 85H185L186 83L188 84L189 83V85H187V88L186 87H183L184 89H187V90H185V94L187 95V97L185 96V100H181V96H182V98H184L183 97V95H180V101H182V102H184V101H187V103H186V105L188 104V106H186L187 108L189 107V108H192L193 107V105H191V102H192V99L195 97V95H196V98L195 99H193V102L195 103V102H198V98L200 97V96H202V95H198L197 93H200V89L197 87L196 88V86L195 85H199L200 84V81H203V77H205V75H206V73H205V67L204 68H202L204 71H202L199 67L200 66H198V64L197 65H195V62H194V64L192 63V64H190L191 62H193L191 59H190V56H188L189 54H190V51L192 52V51H195V54L197 55V53L199 52L198 50V48H197V50L195 49H193L192 50V48H194L195 47V44L197 43H199V46L201 47V49L203 48H206L207 46H211L212 47V45H216V44H213L214 43V41L215 40H220L219 41V43L220 42H223V44L224 43H226L224 46H226L227 45V51L226 52H229V53H231V59L233 60V65L232 64H230V65H232L231 67L233 68V69H231L230 68V66L228 65V61L225 59L224 61H225V64H226V66H227V68L229 69H225V71L226 72H228V71H230L231 70V75H229V77L230 76H232V77H234L235 78V80H234V82H235V86H232L233 84L232 83H234L232 80V78H228V73H226V75H225V73H224V75L226 76V78H228V79H230L228 82L230 83L231 81H232V83H230V86L231 87H233L236 91H234V93L236 92L237 94H238V96L237 97H239V99H240V95H239V90L237 89L238 87H239V89H240V91H242V93H243V101H244V103L242 104V106H243V108H242V106L241 107H238L239 109H240V111H241V108H242V111L241 112H243L244 111V113H245V117H247L248 116V118L247 119H249V117H251L253 120H249L248 122V125L251 123V121H252V126L254 127V129L253 128H251L252 126H251V124L249 125L250 126V128H251V131H253L251 134H247V132H248V130H245V128L243 127V130L245 131V133L243 132V134L244 135H242V137L243 136H245L244 137V139H242V137H241V139H239V141L240 140H244L243 142L245 143H247L250 147H252V146H254V147H257V146H259L258 148H262L263 150H264V88L262 89L261 87L262 86H259L258 85V82H259V80H258V77L260 76V75H264V0H197V2H196V4H197V6H196V8L195 7H193V8H195V9H190V10H187V0H161V1H164L165 2V4L164 5H162V4H160V3H162L160 0H154V3L155 4H153V5H151V4H149V0H131V2H129L128 0L126 1V0H88ZM126 1V2H125ZM189 1V0H188ZM191 1V0H190ZM194 1V0H193ZM193 1H192V3H193ZM129 2V3H128ZM151 3V2H150ZM208 3V4H207ZM159 4L162 6V8L160 7L159 8ZM188 5H189V3H188ZM194 5V4H193ZM195 6V5H194ZM191 8V7H190ZM133 9H135V11L136 12H138V13H136V12H134V10ZM158 9H160L159 10V12H158V14H157V10ZM129 10H130V12H132L133 11V13H135V14H137V15H135V16H137L134 20H133V18L134 17H132V20L130 21L129 20V17H130V14H132V13H130L129 14ZM132 10V11H131ZM195 10V11H194ZM76 12H77V14H76ZM220 13H222V14H220ZM157 14V15H156ZM67 15V16H66ZM27 16V17H26ZM66 16V17H65ZM132 16V15H131ZM76 17V16H75ZM74 17V18H75ZM78 17L79 16H77L76 17V19H78ZM184 17H186V19H184V22H183V18ZM14 19V18H13ZM36 19V18H35ZM72 20H73V18H72ZM202 20V21H201ZM26 21H27V19H26ZM74 21H76L75 19H74ZM77 21H79V23H80V19L79 20H77ZM82 22V21H81ZM181 22L183 23V24H181ZM74 23H77V22H74ZM41 25V24H40ZM76 26V27H75ZM148 29H147V28ZM8 29V28H7ZM10 29V28H9ZM146 29L148 30V31H146ZM41 30V29H40ZM77 32H76V31ZM195 30L198 32V35H199V37H198V39H197V41H195V39H192L191 41L192 42H190L189 40V38H193V35L191 36H189V34L191 33V32H195ZM144 31H146V37L144 38V43H143V39L142 40H140V41H142L141 43H142V46H144L145 48H147V52H146V50H145V52L147 53V56L145 57V54L143 55V51H141L140 49V51L141 52H143V53H141L142 54V56L145 58L144 60H143V58H142V56L141 55H139V51H138V53H137V51L135 52V50H133V48H131V51L132 52H134V56L132 55V57L131 56H129V53H132V52H129V49H130V47H136V46H141V44H139L138 45V43H140V41H139V39L141 38V34H142V32H144ZM47 32H48V30H47ZM9 33V32H8ZM49 33V32H48ZM5 37H7V34L5 33ZM194 35H196V34H194ZM227 35H229V37H228V39L226 38V36ZM53 36V35H52ZM143 36H145V32H144V34H142V38H143ZM11 37V36H10ZM13 37V36H12ZM11 37V38H12ZM189 37V38H188ZM197 37V36H196ZM51 38V37H50ZM28 39H30V33H29V36H28ZM116 39H120V44H118V43H115V42H117V41H119V40H117L116 41ZM173 39H176V40H173ZM171 40H173V41H171ZM10 42V41H9ZM52 42V41H51ZM196 42V43H195ZM8 43V42H7ZM129 43H131L130 45L131 46H129ZM53 44V43H52ZM116 44L117 45H119V46H116ZM223 44L221 43L220 45H222L221 47H223V49H224V46H223ZM170 45V44H169ZM7 46V45H6ZM54 46V45H53ZM139 46V47H140ZM141 46V47H142ZM165 46V47H164ZM176 46V45H175ZM174 46V47H175ZM209 46V48H211ZM12 47V46H11ZM114 47H115V50H114ZM216 47V49L219 47L218 46V44H217V46H215ZM51 48V47H50ZM52 48H54V47H52ZM173 48V47H172ZM208 48V47H207ZM213 48V47H212ZM220 48V47H219ZM226 48V47H225ZM46 49V48H45ZM136 49H138L137 47H136ZM229 49V50H228ZM176 50V49H175ZM209 51L211 50V49H208ZM213 50V54H214V56H215V53H214V48L212 49ZM211 50V51H212ZM219 50V49H218ZM49 51H50V49H49ZM166 51V50H165ZM167 51H168V49H167ZM196 51H198V52H196ZM206 51H207V49H206ZM210 51V52H211ZM217 52H219L220 53V50L219 51H217ZM223 52H224V50H223ZM24 53V52H23ZM53 53V52H52ZM136 53H137V55H139V57H141L142 59H140V61L142 60V62H139L138 63V59H139V57H138V59H136V60H138V61H135L134 59H135V56H136ZM162 53H163V55H162ZM167 53V52H166ZM169 53V54H170ZM200 53V52H199ZM202 53V52H201ZM209 53V52H208ZM21 54V53H20ZM54 54H55V52H54ZM17 55L19 56V54L17 53ZM30 55H31V53H30ZM51 55V54H50ZM203 55H205V52L203 53ZM208 55H212V52H211V54H208ZM226 55V54H225ZM52 56V55H51ZM165 56V55H164ZM168 56V55H167ZM199 56H201V54L199 55ZM213 55L212 56H209V57H211V58H209V57H207V58H205V59H207L208 60V62L210 61V66H208L209 67V69L211 68V67H213V65L216 67V65L218 66L219 65V69H221V67L222 68H224L223 66H224V63H223V60L221 59V58H219V59H217V57L215 56L214 57ZM6 57V56H5ZM133 57H134V59H133ZM137 57V56H136ZM186 57H189V59L191 60V61H189L190 63H188L187 61H186V66L187 67H184L183 66V62L185 61L184 59H187ZM196 57V56H195ZM206 57V56H205ZM212 57H214L215 58V60L217 59V64H213L214 62H212L211 63V59H212ZM230 57H228V58H230ZM1 58H3V57H1ZM8 58V57H7ZM31 58V57H30ZM52 58V57H51ZM225 58V57H224ZM194 59V58H193ZM197 59V58H196ZM202 59V57L199 59V60H201ZM204 59V58H203ZM204 59V60H205ZM210 59V60H209ZM135 62H137V63H135ZM184 60V61H183ZM214 60V59H213ZM220 60H222V61H220ZM22 61V60H21ZM24 61V60H23ZM130 61H132V62H130ZM163 61V62H164ZM203 61V60H202ZM206 61V60H205ZM205 61H203L204 63H205ZM1 62H3V61H1ZM8 62V61H7ZM119 62V64H122V65H124L123 66V68L122 69H120V72L118 73V76H119V80H116L117 78L115 77V73H113V72H111L112 70H110L111 69V67H112V65H117V66H119L118 64H116V63H118ZM207 62V63H208ZM4 63V62H3ZM130 63H135V68L132 66V68L131 69H133L132 70V72L130 73L129 71H131V69H130V67H131V65H133V64H130ZM188 63V64H187ZM199 63V62H198ZM222 63V64H221ZM48 64V63H47ZM128 64H130L129 65V67H128ZM140 64V65H141ZM148 64H147V66L146 67H148V69L150 70V68L151 67H149L148 66ZM211 64H213V65H211ZM223 65V66H221V65ZM3 65V64H2ZM126 65H127V67H126ZM146 65V64H145ZM145 65H141V66H145ZM208 65V64H207ZM206 65V66H207ZM225 66V67H226ZM229 66V67H228ZM23 67V66H22ZM40 67H42L41 69L42 70H40ZM208 67H207V69H208ZM125 68H127L126 70H125ZM137 68H139L138 70L139 71H141L140 70V67H137ZM218 68L216 69V70H218ZM2 69V68H1ZM26 69V70H27ZM116 69H118V68H116ZM124 69V71H122ZM142 69V68H141ZM147 69V68H146ZM157 69V68H156ZM200 69V70H199ZM211 69H213V70H215L214 69V67L213 68H211ZM210 69V70H211ZM145 70V69H144ZM159 70V69H158ZM171 70V69H170ZM169 70V71H170ZM196 70H197V72H196ZM209 70V71H210ZM212 71V73L214 72V73H216V72H218L219 73V71ZM233 70V71H232ZM2 71V70H1ZM8 71V70H7ZM6 71V72H7ZM113 71H114V69H113ZM137 71V70H136ZM199 71L200 72H202L201 74L199 73ZM207 71V70H206ZM209 71H208V74H211V72L209 73ZM224 71V72H225ZM9 72V71H8ZM116 72H117V70H116ZM138 72V71H137ZM145 72H146V70H145ZM147 72H148V70H147ZM153 72H156V70H153ZM194 72H196V75L198 74L199 75V77H194ZM3 73V72H2ZM131 74V79H129L130 77H129V75ZM136 73V72H135ZM139 73V74H140ZM213 73V74H214ZM144 74H146V73H144ZM162 74V73H161ZM162 74V75H163ZM153 75V76H152ZM223 75V76H224ZM117 76V75H116ZM209 76V78H211V79H218L219 80V82L222 80L220 77L222 76V75H218L219 77H216V74H214V76H215V78L213 77V76H211V75H208ZM21 77V76H20ZM19 77V78H20ZM146 77V78H147ZM160 77V76H159ZM213 77V78H212ZM22 78V77H21ZM116 78V79H115ZM173 78L176 80V81H181L179 84H176V85H174V80H173ZM226 78H225V80H226ZM1 79V78H0ZM3 79V78H2ZM116 81H115V80ZM156 79V80H155ZM160 79V78H159ZM210 79V80H211ZM216 79V80H217ZM232 79V80H231ZM27 80V79H26ZM26 80H23V81H26ZM130 80H132V81H130ZM154 80L156 81V82H158V86L160 85L162 88L164 87V86H166V87H164L163 89H162V91H161V87H159V90H160V92L159 93H155L154 91H152V88H155V91L157 92V86L155 87H153V84L154 83H156V82H154ZM217 80V81H218ZM256 80H257V82H256ZM8 81V80H7ZM14 81V80H13ZM21 81V80H20ZM127 82V84H125V82ZM138 81H140V82H138ZM142 81V82H141ZM204 81H206L205 80V78H204ZM213 81H215V80H212V82H208L207 84H206V82H205V84L206 85H203L204 86V88L207 86V88H205L206 90H203V91H205L206 93L205 94H203V95H207V99H208V103L206 102V104H205V101H206V97L202 100L203 102V104L205 105H203V107H201L200 106V101L198 102L199 104H194V106H195V110H198L199 109V107H201V113H202V111H204L205 109H203V108H206L207 109V107L206 106H209L208 104L209 103H212V104H210V106L208 107V108H210V107H212V105H213V107H215L214 106V104L213 103H215L217 100L215 99L216 98V95H217V93L220 91V86H221V84H222V82L223 81H221L220 83L221 84H219V82H218V84L220 85L218 88H217V86H218V84L216 85L215 84V82H213ZM11 82V81H10ZM132 84H130V83ZM138 82V83H137ZM165 82V81H164ZM261 82V81H260ZM12 84H14L13 82H11ZM22 83H24V82H22ZM21 83V84H22ZM119 83V82H118ZM120 83H119V85H120ZM134 83V84H135ZM199 83V84H198ZM2 84V83H1ZM6 84V83H5ZM11 84V85H12ZM125 84V85H124ZM224 84L225 83H223V86H224ZM232 84V85H231ZM129 85H131V86H129ZM155 85V84H154ZM157 85V84H156ZM13 86V85H12ZM22 86H23V84H22ZM22 86L20 87L21 89H22ZM118 86V85H117ZM117 86H116V88L114 89V91H117ZM123 86H125L124 88H127L126 90L123 88ZM127 86H129V87H127ZM202 86V87H203ZM229 86V85H228ZM227 86V87H228ZM229 86V87H230ZM24 87H25V83H24ZM131 87V88H130ZM175 87V88H174ZM179 87V86H178ZM180 87H181V84H180ZM180 87H179V89H180ZM181 87V89H183ZM200 87V86H199ZM227 88V89H230L229 91H231L232 89H231V87L230 88ZM264 87V86H263ZM120 88V87H119ZM128 88H130V90L128 89ZM139 88V89H138ZM24 89V88H23ZM22 89V90H23ZM29 89V90H28ZM178 89V88H177ZM196 89H198L197 90V93H196ZM219 89V90H218ZM226 89V90H227ZM2 90H4V87H3V89H1V86H0V103H1V94H2ZM122 90H125L126 91V96H125V92L124 91H122ZM154 90V89H153ZM172 90L174 91V93L172 92ZM176 90V89H175ZM221 90H223L222 88H221ZM121 91L122 92H124V93H121ZM144 91V90H143ZM151 91H152V93H151ZM180 91V90H179ZM12 92V91H11ZM118 92V91H117ZM172 92V94L170 95V93ZM182 92V94H183V92H184V90L183 91H181ZM223 92V91H222ZM151 94L150 96H148L149 94ZM153 93H154V95H153ZM179 93V92H178ZM193 93H195V95L193 94ZM225 93H226V91H225ZM235 93V94H236ZM14 94H17V93H14ZM181 94V93H180ZM193 94V95H192ZM220 94V93H219ZM219 94L217 95V97L219 96ZM222 94V93H221ZM230 94V93H229ZM229 94L228 95H226L225 94V96L226 97H228L229 98ZM234 94V95H235ZM6 95V94H5ZM12 95H13V92H12ZM11 95V96H12ZM133 96V97H136V96ZM145 95V94H144ZM178 95V94H177ZM190 95H192V97L193 98H191V96ZM222 95H224V93L222 94ZM231 95V94H230ZM8 96V95H7ZM7 96H5V97H7ZM17 96H18V94H17ZM175 96V95H174ZM171 97V99L173 98H175V97ZM179 96V95H178ZM191 98V101H190V103L188 102L189 100H190V98ZM199 96V97H198ZM224 96V97H225ZM232 96V95H231ZM230 96V97H231ZM16 99H17V97L16 96H14ZM22 97V96H21ZM123 97H122V100H123ZM131 97V96H130ZM148 97V98H147ZM198 97V98H197ZM204 97V96H203ZM210 98V100H209V98ZM222 98V99H224L225 100V98ZM234 97H236V96H233V97H231V99L232 100H228V102H230V101H232V102H230V104L232 103V105L234 104V102L233 101H235V103H236V99H237V97H236V99L235 100H233V98ZM116 98H118V100L116 99ZM189 98V99H188ZM220 98V97H219ZM221 98L219 99V101H220V105L219 106H222L221 105V102H226L227 100H223V101H221ZM4 99V98H3ZM14 99V98H13ZM97 99H96V101H97ZM101 99V100H100ZM99 99V103L101 104V102L100 101H102L103 100V98H100ZM172 99V100H173ZM188 99V100H187ZM196 99H198L197 101H194V100H196ZM238 99V101H240ZM12 100V99H11ZM117 100V101H116ZM124 100H125V102H127L128 104H130L131 102V100L130 101H127V99H125L124 98ZM177 100H178V102H179V97L177 98ZM177 100H173L174 102L173 103H175V101H177ZM13 101V100H12ZM91 101H93V103L92 104H90V102ZM146 101V100H145ZM9 102V101H8ZM21 102V101H20ZM120 102V101H119ZM124 102V101H123ZM130 102V103H129ZM172 102V101H171ZM182 102L180 103L181 104V107H183L182 106ZM193 102H192V104H193ZM227 102V103H228ZM102 103L104 104V102L102 101ZM177 103V102H176ZM218 103V101L216 102V104L215 105H218L217 104ZM239 103V102H238ZM240 103H241V101H240ZM7 104V103H6ZM10 104V103H9ZM9 104L7 105V106H9ZM91 106H90V105ZM133 104V103H132ZM131 104V105H132ZM190 104V105H189ZM223 104V103H222ZM224 104H226V103H224ZM13 105H14V107H16L15 106V104L13 103ZM116 105V106H117ZM120 105V104H119ZM118 105V106H119ZM136 105V104H135ZM172 105H175V104H172ZM196 105H198L199 107H197ZM232 105H230V106H232ZM238 104H234L233 106H237ZM1 107H2V105H0ZM94 106V105H93ZM129 106V105H128ZM176 106H177V104H176ZM179 106L180 105H178V107L177 108H179ZM191 106V107H190ZM230 106H229V104L228 105H226V107H227V109H228V111H225L224 109H220L219 108V110H217L218 109V106L217 107H215L216 108V110L217 111H219L218 113L219 114H221V118H220V115L218 114V113H214V115H212V116H208V117H211V118H214V117H217V115H219V117H217L219 120L221 119H223L222 121H224L225 122V120H227V119H224L223 117L225 116V117H227V113L230 111V110H232L233 112L232 113H234V109H235V111H238V108H237V110H236V107H233L234 109H230ZM14 107L13 108H11L10 109V113L9 114H7V116H6V121H7V123L9 124V125H11V123H12V117L15 115V113L17 114V111L14 109ZM145 107V106H144ZM174 107V106H173ZM225 107V108H226ZM130 108V107H129ZM186 108V110L188 111V109ZM221 108H223V106L221 107ZM1 109V108H0ZM4 109H5V107H4ZM144 109V110H145ZM182 109V108H181ZM180 108H179V110H181ZM194 109H191L190 111H191V113L193 114L190 118H191V120L193 119L192 117L193 116H196V115H194V113H193V110ZM211 109V108H210ZM6 110H8V109H6ZM24 110V109H23ZM94 110H95V106H94ZM94 110H92L91 112H93ZM120 110V109H119ZM175 110H176V108H175ZM174 110V111H175ZM184 110H185V108H184ZM184 110H182L181 112H180V114H178V117L180 116V115H182L181 113H183V111ZM186 110H185V112H186ZM208 110V109H207ZM216 110L215 109H213V111L214 112H216ZM221 110H224L225 112H221ZM2 111V110H1ZM3 111H5V110H3ZM25 111H27V109L25 110ZM83 111V110H82ZM90 111V110H89ZM189 111V112H190ZM199 111V110H198ZM197 111V112H198ZM211 111V110H210ZM210 111H208V112H210ZM8 112V111H7ZM111 112V113H112ZM141 112V111H140ZM176 112V111H175ZM200 112V111H199ZM199 112L197 113L198 115H199ZM204 112H206V110L204 111ZM207 112V113H208ZM221 112V113H220ZM79 113H81V112H79ZM172 113V112H171ZM187 113V112H186ZM186 113H185V115H186ZM223 113H225L224 114V116L222 115ZM231 112L229 113L230 115L229 116H231V114H232ZM238 113V112H237ZM237 113H235L236 115H237ZM173 114H174V112H173ZM173 114L171 115V116H173ZM184 114V113H183ZM188 114H190V113H188ZM187 114V115H188ZM210 114V113H209ZM209 114H207V115H209ZM235 114H232V115H234V116H236ZM239 114V113H238ZM258 114H261L262 116H261V118H259V120H258V116H256V115H258ZM119 115V114H118ZM167 115L169 116L170 115V113H167ZM184 115V118L186 117ZM5 116V115H4ZM106 116V115H105ZM112 116H113V113H112ZM121 116V114L119 115V117ZM150 116H152V118L150 117ZM176 116V115H175ZM183 116V115H182ZM200 116H201V114H200ZM203 116H204V118L202 117H200V118H198V120L200 119V121H201V124H202V122H205V120H207V118L208 117H206V119H205V116H206V114L204 115L203 114ZM214 116V117H213ZM241 116H243V114H241ZM80 117V116H79ZM97 117V116H96ZM238 117H240V115L238 116ZM237 116L235 117V118H238ZM244 117V116H243ZM243 117H241L240 119H239V125H242V126H245L243 123V120L242 121H240L241 119H243ZM257 117V118H256ZM161 118V119H160ZM166 118L167 117H165L164 119L166 120ZM174 118V116L172 117V119ZM181 118V117H180ZM184 118H182L183 120V124H184V122H185V119ZM187 118V117H186ZM196 118H197V116H196ZM211 118H209L208 119V121H210L211 123H209L208 122V124H211V125H214V123L217 121V118H214L215 119V122L213 123V120L211 121ZM4 119V120H5ZM78 119V118H77ZM105 119V118H104ZM178 119V118H177ZM176 119V120H177ZM204 120V121H202V120ZM231 119V118H230ZM1 120V119H0ZM29 120V119H28ZM96 120V119H95ZM95 120H93V122L95 123L96 121ZM115 120H116V123H115V126H117V128H120L121 127V120L119 119V118H115ZM167 120H171L169 117H168V119ZM167 120H166V122L165 123H167ZM221 120H220V123H218V121L216 122V125H217V123L220 125V128L222 127V130H220V129H218L219 131H218V133H219V137L218 138H220V139H218L215 135H214V137H213V135L211 136L210 134H213V133H216L217 131H216V128H217V126L215 125L214 127V130H215V132H212L211 130H213V128H212V126H210V125H208V126H210L212 129H210V131H211V133H209L210 131H209V128L210 127H206L204 124L203 125H200V123H199V121H198V126L200 125V127L202 126V131H205V129H204V126H205V128H206V131L204 132V134L205 133H209V134H207V135H210L211 137H213V139L215 138V139H217L216 141L218 142L219 140V142H221V143H217V145H216V147H218L217 148V150L218 151H220L219 152V154H222L221 155V157H223L224 155L223 154H225L226 152H228L229 153V151L232 149V148H235L236 149V147H238L239 146V143H237L238 145H236V146H234V144L233 145H231V142L230 141H232L233 139H231V138H234L233 136H231V135H234V133H232V134H230L229 133V131L227 132L226 130L228 129V128H230L229 130H231V126L229 127L228 126V128L226 127L227 125L224 123V124H222V126H221ZM89 121V120H88ZM182 121H181V123H182ZM92 122V121H91ZM148 122V121H147ZM177 122V121H176ZM180 122V121H179ZM178 122V123H179ZM188 122L189 123H186V124H190V119H188ZM243 122V123H242ZM1 123V122H0ZM97 123V122H96ZM95 123V124H96ZM180 123V124H181ZM194 123L196 124V122L194 121V119H193V122H191V124H192V127H191V124H190V126L189 127H191V128H193L192 130H194L195 132H197V129H198V131L201 129L200 127L198 128L197 127V129H196V126L194 125ZM213 123V124H212ZM223 123V122H222ZM177 124V123H176ZM182 124V125H183ZM25 125H27V124H25ZM149 125V124H148ZM185 125V124H184ZM194 125V126H193ZM225 125V126H224ZM1 126V125H0ZM28 126H30V125H28ZM103 125H101V127H102ZM186 126H188V125H186ZM248 126V127H249ZM2 127V126H1ZM26 127V126H25ZM82 127H83V125H82V123L79 125V127L77 126V128H80V130L82 129ZM165 127H167V124H165ZM224 127H226L225 128V133H226V138L225 137H223V139H222V137H221V134H220V132L221 131H223V128ZM9 128H11V127H9ZM30 128V127H29ZM76 128V129H77ZM152 128V127H151ZM155 128V127H154ZM163 128V129H162ZM187 128V127H186ZM241 128V127H240ZM155 129V130H156ZM208 129V130H207ZM242 129V128H241ZM25 130V129H24ZM100 130H101V128H100ZM108 130V129H107ZM172 130V129H171ZM173 130H175V129H173ZM242 130V131H243ZM1 131V130H0ZM27 131V130H26ZM162 131H164V132H162ZM201 131V132H202ZM209 131V132H208ZM247 131V132H246ZM3 132V131H2ZM80 132V131H79ZM172 132H174V131H172ZM176 132V134H177V131H175ZM200 131H199V133H201ZM233 132V131H232ZM8 133V132H7ZM26 133V132H25ZM30 133V132H29ZM155 133H153L154 134V136H155ZM159 133H161V134H159ZM198 133V132H197ZM198 133V135H199V138L201 139L202 137H200V135L202 136V134H199ZM227 133H229L230 135H228V136H230L231 138V140L230 139H228V136H227ZM2 134V133H1ZM1 134H0V136H1ZM11 134H14V133H11ZM103 134V133H102ZM174 134V133H173ZM204 134H203V138H204ZM8 135V134H7ZM78 135L80 136V134L78 133V131H77V137H78ZM162 135V136H161ZM205 136V138L207 137V139L209 138L210 139V137L209 136ZM21 136V135H20ZM171 136V135H170ZM174 136V135H173ZM172 136V137H173ZM177 136V135H176ZM179 136V135H178ZM103 137V136H102ZM153 137V136H152ZM156 137V138H157ZM4 138V137H3ZM2 138V139H3ZM20 138V137H19ZM177 138V137H176ZM203 138L201 139L202 141H201V144H202V142H203V144L202 145H205L206 146V141L204 142L203 141ZM225 138V139H224ZM9 139V138H8ZM160 139V138H159ZM173 139H175V138H173ZM181 139V138H180ZM185 139V138H184ZM206 139V140H207ZM214 139V140H215ZM22 140V139H21ZM24 140V139H23ZM158 140V139H157ZM178 140H179V137H178ZM185 140H187V139H185ZM189 140V139H188ZM205 140V139H204ZM211 141H214V140H212V138L210 139ZM209 140V141H210ZM222 140V141H221ZM225 140V141H224ZM227 140H230V141H228L226 144L224 143V142H226ZM11 141H13V140H11ZM182 141V140H181ZM208 141V143L207 144H209V145H211V148L213 147L212 145H214L215 146V143H216V141H214L215 143H210ZM224 141V142H223ZM156 142V141H155ZM160 142V141H159ZM222 142L224 143V145H222ZM233 142L236 144V142L233 140ZM237 142H238V140H237ZM0 143H2V142H0ZM5 143V142H4ZM158 142H156L155 144H157ZM172 144H173V140H172V142H171ZM177 143V142H176ZM180 143V142H179ZM184 143V142H183ZM188 143V142H187ZM244 143H243V145H244ZM245 143V144H246ZM12 144H13V142H12ZM20 143H18V145H19ZM160 144V143H159ZM171 144V145H172ZM189 144L191 145V146H194V147H196L195 145H192V143L191 142H189ZM188 144V146H189V150H188V152H190L188 155L189 156H193V152H196V153H194V155H196L195 157H196V159L195 160H193L191 157H189V156H187V157H189V158H191L190 160H191V162H192V160H193V162L195 161V164H196V162H198L199 160L198 159H201V157L203 156V155H205V156H207V154L209 153V156H208V158L207 159H209L208 160V163H205L207 160H205L203 157V160L205 161V162H202V159H201V161L200 162H198L199 164H197L196 166H195V164L193 163V165L195 166V169L197 168V171H202V166L204 167V164H207V165H210V164H212V163H209V162H211L210 160H212L213 161V154H212V156H211V151L208 149V147H210L209 145H208V147L206 148L205 146H202V148L205 150V148L206 149H208L209 150V152L208 153H206V152H204V150H203V153H205V154H201L202 156H200L199 155V158L197 157L198 155H197V152L199 151V149L196 151V150H194L193 151V149H192V147L190 146ZM193 144H194V142H193ZM222 145V148L223 149H220V146ZM229 144V145H228ZM246 144V145H247ZM11 145V144H10ZM9 145V146H10ZM174 145V144H173ZM226 145V146H225ZM240 145H242V141H240ZM242 145V146H243ZM107 147H108V144L106 145ZM160 146V145H159ZM158 146V147H159ZM182 146H183V144H182ZM242 146H239L240 148L242 147ZM263 146V147H262ZM7 147V146H6ZM11 147V146H10ZM20 147H21V145H20ZM109 147H111V146H109ZM157 147V148H158ZM174 147H176V146H173V148ZM180 147V146H179ZM245 148H246V146H244ZM3 148V147H2ZM17 148H18V146H17ZM64 148H66V150H67V147H64ZM177 148V147H176ZM182 148V147H181ZM192 150H191V149ZM257 148V149H258ZM19 149H21V148H19ZM19 149H17V150H15V151H18ZM180 149V148H179ZM179 149H177L176 151L178 152V150ZM183 149H185V147H183ZM181 150V152L183 151V156H185V152H187V151H185V150ZM196 149V148H195ZM242 149H244V148H241V151L243 152V151H245V149L244 150H242ZM261 149V150H262ZM186 150H187V148H186ZM207 150V151H208ZM212 150V149H211ZM215 150V149H214ZM216 150V152H218ZM240 150V149H239ZM239 150L237 149V153L236 154H238V155H236L235 153H233V150H232V153H233V156L234 155H236V156H239ZM6 151V150H5ZM20 151V150H19ZM99 151V150H98ZM123 151V150H122ZM191 151H193V152H191ZM173 152H174V150H173ZM180 151L178 152L179 154L181 153ZM200 152H201V150L199 151V154H200ZM215 152V153H216ZM231 152V151H230ZM246 153H247V151H245ZM245 152H243L244 154H245ZM252 152H253V150H252ZM263 152V151H262ZM123 153V152H122ZM125 153V152H124ZM175 153V152H174ZM173 153V154H174ZM178 153H176V154H174L173 155V158H176L177 157V155H178ZM202 153V152H201ZM5 154V153H4ZM19 154H20V152H19ZM108 154H109V152H108ZM110 154H111V152H110ZM114 155H115V153H113ZM126 154V153H125ZM125 154L123 155V154H120V156L121 155H123V156H125ZM129 154V153H128ZM127 154V155H128ZM165 154H167V153H165ZM191 154V155H190ZM219 154H217V155H219ZM253 154H255V153H253ZM263 154V153H262ZM98 155L100 156L101 155V151H99V153H98ZM112 155V154H111ZM117 155V154H116ZM115 155V156H116ZM147 155V154H146ZM181 155V154H180ZM217 155L215 154V156L217 157ZM240 155H241V153H240ZM249 155V154H248ZM247 154L243 157V159H242V157H240L241 158V160H243V162L242 161H239V164L240 165H245V164H241V163H244V158H245V162L247 161L246 159L247 158H249V157H251V156H249V157H246V156H248ZM264 155V154H263ZM98 156V157H99ZM110 156V155H109ZM132 156V155H131ZM168 156H169V153H168ZM168 156H166V158L168 157ZM179 156V155H178ZM182 156V155H181ZM232 156V157H233ZM236 156L235 157H233V159L235 158V160L234 161H236ZM242 156H243V154H242ZM6 157V156H5ZM170 157H171V160L170 159H167L166 160V162H168V160H170V161H174L173 160V158H172V154L170 155ZM180 157V156H179ZM194 157V156H193ZM210 157H211V159H210ZM216 157H214V158H216ZM264 157V156H263ZM120 158H122V157H120ZM165 158V159H166ZM178 158V157H177ZM183 158V157H182ZM181 157H180V159L179 160H175V162L176 161H180V163H179V167H178V169H176V168H172V171H173V169H174V172H176V170H177V172L176 173H174V176L176 177V174L178 173V180H179V184H181V186H185V185H183V183L185 184L186 182L187 183H191V185L194 183V185L193 186H195L196 184H195V182L197 183V188H198V186L200 185L201 186V184L203 185V183L204 182H207V181H204V179L206 180V178H204V175L203 174H201V175H199L200 173H194L196 170L194 169V168H192V169H194L193 171L192 170H190V168L192 167L191 165V163H189L188 165L189 166H191L190 168H189V172H191V175L192 174H194L193 176H194V179H192V177L193 176H191V177H189V174H187V167H186V165L184 166L183 165V162L185 163V161L183 160L184 158H185V160L186 161H188L187 159H186V157H184L183 159H182ZM231 158V157H230ZM238 158V157H237ZM60 159V160H59ZM61 159H63V158H61V157H57V160H56V162L58 163V164H60V163H62V161H61ZM70 159V158H69ZM161 159H162V157H161ZM219 159V161H221L222 159L224 160H222L221 162L222 163H224L225 162V159L224 158H218ZM239 159V158H238ZM128 160V159H127ZM126 160V161H127ZM216 160H217V158H216ZM216 160L214 161V163H218V165H215V164H212V165H214L215 167H216V169L215 168H213V167H211V168H213V169H215V171L217 172V174L218 173H222L221 171L222 170H224L223 171V175H226V173H225V171L227 170H225V169H223V167H220V164H221V162L219 163V161L218 162H216ZM249 160H251L252 161V158H249L248 159V161ZM58 161H61V162H58ZM69 161V160H68ZM125 161V162H126ZM163 161H164V159H163ZM183 161V162H182ZM247 161V162H248ZM112 162H114V161H112ZM128 162V161H127ZM241 162V163H240ZM255 162V160L253 161V163ZM116 158H115V162H114V164L113 165H116V164H118V163H116ZM173 163V162H172ZM178 163V162H177ZM187 163V162H186ZM203 165H202V164ZM238 163V162H237ZM236 163V167L238 166V167H240L238 164ZM110 164H112V163H110ZM176 164V163H175ZM225 164V163H224ZM233 164H235V163H233ZM248 166H249V164H250V166L248 167L247 165V170H249V171H252L251 172V174H252V176H254L255 174H256V172H253L254 170L256 171L257 169H254L253 168V166H255V165H253L252 166V164H251V162L249 161L248 163ZM264 164V161H263V163H262V167L264 166L263 165ZM54 165V164H53ZM53 165H51V166H53ZM199 165H201V168H199ZM206 165V166H207ZM50 166V167H51ZM175 165H174V167H176ZM198 166V167H197ZM222 166V165H221ZM243 166H241V167H243ZM252 166V168H253V170H251V169H249L250 167ZM14 167V166H13ZM66 167V166H65ZM115 167V166H114ZM187 169H186V168ZM225 167H227V166H225ZM235 167V165H234V172H237L236 170H239V169H237ZM261 167V168H262ZM55 168V167H54ZM53 168V169H54ZM116 168H117V170H118V166L116 165ZM121 169H119V170H122V169H128L127 167H120ZM243 168H245V167H243ZM242 168V169H243ZM199 169V170H198ZM201 169V170H200ZM203 169H206V167H204ZM211 170V172L210 173H213V171L214 170ZM219 169H220V171H219ZM222 169V170H221ZM236 169V170H235ZM241 169V172H244L245 170H246V168H245V170H242ZM41 170V169H40ZM56 170H57V168H56ZM261 170H263V171H261ZM58 171V170H57ZM171 171V172H172ZM262 172L261 173V175H259L258 173V175L257 176H260V177H262L261 179L259 178V183L260 184H256L257 185V187L254 185V184H252L251 182L253 181V180H255V179H253L252 177H251V179L249 180V182L251 183V184H249V185H254V186H252V187H254L253 189L254 190H252V193H251V195L253 194V192H256L257 193V191H258V193H259V191H260V193H259V195H258V193H257V195L260 197V194L262 193L263 195H264V167L262 168V169H260L259 170V172ZM68 172V171H67ZM116 172V171H115ZM193 172V173H192ZM227 172V171H226ZM229 172V171H228ZM227 172V173H228ZM232 172V171H231ZM173 173V172H172ZM209 173V175L208 176H210V177H212V174H210ZM225 173V174H224ZM36 174H37V176H36ZM54 174V173H53ZM99 174V173H98ZM126 174V173H125ZM187 176H186V175ZM195 174H197L198 176L197 177H200V178H202L203 177V179H200L199 181H200V183L198 184V178H196L195 176ZM206 174H208V173H206ZM236 174V173H235ZM245 174V172L243 173V175ZM246 174H248L247 173V171H246ZM251 174L249 173L248 174V176H251ZM47 175H49V173H47ZM68 175H69V172H68ZM171 175V174H170ZM218 175H221V174H218ZM236 175H238V174H236ZM41 176V175H40ZM44 176H45V174H44ZM121 176V175H120ZM173 176V177H174ZM185 176L187 177L186 179H184L185 178ZM222 176V175H221ZM226 176H228V174L226 175ZM225 176V177H226ZM233 176L235 177V175L233 174ZM256 176V175H255ZM56 177V176H55ZM60 177V176H59ZM176 177V178H177ZM189 177V178H188ZM209 177V178H210ZM223 177V179H225L226 180V178H224V176H222ZM229 177V176H228ZM41 178V177H40ZM53 178V177H52ZM123 178V177H122ZM130 178V177H129ZM160 178V180H158L159 181V183L158 182H156V178H154V179H156V180H154L155 181V183H153L155 186H156V183H158V184H164V182H166L165 180H164V182H161V177H159ZM195 178H196V181L195 182H193L194 180H195ZM208 178V177H207ZM218 178H220V181H219V179H218V184H217V186L219 187V188H221V189H219V190H223L224 188H225V186H226V191H222V192H220L221 193V196H222V194L224 193V195H223V197H228L230 194H232L233 195V191H234V194L236 195L237 193H239V191L241 192V191H243V193H245L244 192V190H242L241 189V187H239V186H237V187H239V190H238V188H234V186H236V184L234 183V185L232 186L231 184V186L229 185V182L231 181V179L230 178H227L228 180H227V182H228V184H227V182L226 183H224V181L222 182L221 180H223L220 176L218 177ZM236 178H239V175L238 176H236ZM243 178V180L246 178H244V177H242ZM257 178V177H256ZM19 179V180H18ZM165 179V178H164ZM191 180V181H189L188 182V180ZM212 179H213V177H212ZM239 179H241V177L239 178ZM249 179V178H248ZM6 180V179H5ZM4 180V181H5ZM15 180V181H16ZM49 180H51V179H49ZM171 180H173V182L175 181L176 182V180L177 179H172L171 178V176H170V181ZM202 180L204 181L203 183H201L202 182ZM211 180V179H210ZM236 180V179H235ZM245 180H247V178L245 179ZM252 180V181H251ZM135 181V180H134ZM163 181V180H162ZM186 181V182H185ZM237 181V180H236ZM239 181V180H238ZM237 181V182H238ZM240 181H242V179L240 180ZM239 181V182H240ZM30 182H32V184L30 183ZM39 182V181H38ZM41 182V181H40ZM56 182H58V181H56ZM55 182V183H56ZM126 182V181H125ZM124 182V183H125ZM168 183L167 184H169V180L167 181ZM172 182V181H171ZM170 182V183H171ZM175 182H174V184H175ZM236 182V183H237ZM238 182V183H239ZM248 182V181H247ZM248 182V183H249ZM254 182V181H253ZM255 182H256V180H255ZM4 183H6V182H4ZM15 183V182H14ZM152 183V182H151ZM178 183V182H177ZM230 183H233V182H230ZM237 183V184H238ZM245 183V182H244ZM41 184V183H40ZM59 184H60V182H59ZM128 184V183H127ZM157 184V185H158ZM166 184V183H165ZM164 184V185H165ZM167 184L165 185V186H167ZM178 184V185H179ZM239 184H241V183H239ZM238 184V185H239ZM61 185V184H60ZM73 185V184H72ZM120 185H122V184H120ZM162 185H159V186H161V188H163L164 187V189L163 190H167L166 189V187L165 186H163L162 187ZM171 185H173L172 183H171ZM177 184H175L174 186H176ZM177 185V186H178ZM62 186H63V184H62ZM155 186H153V188L155 187ZM159 186H158V188H159ZM169 186V185H168ZM167 186V187H168ZM174 186H170V190H172V187H174ZM186 186H187V184H186ZM185 186V187H186ZM193 186H190L189 187V185L187 186V191H186V193L187 192H189L190 191V193H191V195L192 194H195L196 195V191L194 192V193H192L191 191H192V189L193 188H195L196 189V187H193ZM199 186V187H200ZM241 186V185H240ZM258 186H259V189H257L258 188ZM55 187V186H54ZM182 187V188H183ZM227 187H230V188H227ZM59 188V187H58ZM65 188V187H64ZM157 188V187H156ZM176 188H179V187H176ZM175 188V189H176ZM181 188V189H182ZM223 188V189H222ZM232 188H234V190L232 191V193H229V195H226V194H228L227 193V190L228 189H232ZM246 188V187H245ZM248 188V187H247ZM60 189V188H59ZM135 189V188H134ZM152 189V188H151ZM174 189V188H173ZM174 189V190H175ZM180 189V188H179ZM199 189V188H198ZM197 189V190H198ZM241 189V190H240ZM255 189H257V191L255 190ZM1 190H2V192H1ZM57 190V189H56ZM68 190V189H67ZM153 190V189H152ZM155 190V189H154ZM162 190V189H161ZM225 190V189H224ZM238 192H237V191ZM52 191V190H51ZM69 191V190H68ZM128 191V190H127ZM131 191V190H130ZM179 191V190H178ZM44 192V191H43ZM45 192H47V191H45ZM152 192V191H151ZM155 192V191H154ZM176 192H177V190H176ZM208 192V191H207ZM207 192H205L207 195L206 196H208L209 198H207L206 196H205V194H203L202 196L204 197V198H199V197H197V196H195V198L197 199H195L193 196L194 195H192L191 197L189 196V202H190V204L192 205V203L191 202H193V203H195V201H197L198 202V199L200 200L201 199V202L203 203L204 201L206 202L208 199H209V201H207V203H206V205H204L205 204V202H204V204H202L201 205V207H200V204L199 203H197L198 204V206H199V208L197 209V211L198 212H200V214L201 213H203V212H201V211H199V210H201V209H203V210H205V208H206V210L204 211V212H207V215L209 214V213H211L212 215L210 216L209 215V217H213V219H211V222L212 221H214V214H215V212H214V214H213V211H215V210H217V209H214V208H216V207H214L215 205H217L218 206V202H221L220 200H222L221 199V197H220V200H219V198L218 197H216V196H218V194H216V196H214V197H212V194H213V192H210V194H208ZM225 192H226V194H225ZM60 193V192H59ZM59 193H58V195H59ZM138 193V192H137ZM185 193V192H184ZM190 193L189 194H187V196H186V198L188 197V195H190ZM220 193H219V196H220ZM242 192H241V194H243ZM250 193V192H249ZM255 193V194H256ZM3 194V195H4ZM38 195H39V193H37ZM47 194V193H46ZM240 194V193H239ZM241 194H240V196L237 194L236 196H238V197H236L237 199L239 198V199H241ZM255 194L254 195H252V196H255ZM31 195V196H30ZM41 195V194H40ZM66 195V194H65ZM71 195V194H70ZM125 195H127L126 193H125ZM136 195V194H135ZM178 195V194H177ZM184 195H186V194H184ZM214 195H215V193H214ZM245 194H243L242 195V197L244 196ZM2 196V195H1ZM50 196V195H49ZM48 196V197H49ZM60 196V195H59ZM211 196V197H210ZM258 196H255L257 199H255V197H252V200L253 199H255L254 201H257V202H259V203H256V202H254V201H252L249 197H251V196H249V194H248V196H247V198H249V199H246V201L248 202V201H252V202H254V203H252V204H250V206L252 205V207H258V209H261V210H263L264 211V203H262V202H264V199L262 200L261 198H264V196H262L261 198H260V200H258L259 199V197ZM34 197V198H33ZM53 197H56V196H53L52 195V198ZM126 197V196H125ZM124 196H123V199L125 198ZM137 197V196H136ZM205 197H206V199H205ZM222 197V198H223ZM230 197H233V196H231L230 195ZM230 197H229V199L227 198H224L223 199V205L222 206H225V203L226 202H228V200H229V202H230ZM42 198V197H41ZM51 198V197H50ZM51 198V199H52ZM59 198V197H58ZM63 198V197H62ZM65 198V197H64ZM130 198H133V197H130ZM191 198H192V200L193 199H195V200H193V201H191ZM212 198V199H211ZM213 198H215L216 200L214 201L213 200ZM218 198V199H217ZM36 199H40V197H36ZM48 199V198H47ZM144 199V198H143ZM188 199V198H187ZM236 199V200H237ZM238 199V200H239ZM244 199V198H243ZM38 200H36V202L38 201ZM55 200V199H54ZM53 200V201H54ZM132 200V199H131ZM130 200V201H131ZM172 200V199H171ZM226 200V201H225ZM232 200V199H231ZM40 201H42V200H40ZM119 201V200H118ZM134 201V200H133ZM176 201V200H175ZM210 201H213L214 203L216 202L217 204H215L214 206H213V204L212 203H208V202H210ZM224 201H225V203H224ZM240 201V200H239ZM244 201V200H243ZM242 201V203H244V206L246 207V205H248V204H246L245 205V202H243ZM262 201V202H261ZM35 202V201H34ZM70 202V201H69ZM111 202V201H110ZM113 202V201H112ZM172 202V201H171ZM189 202H188V204H189ZM54 203V202H53ZM61 203V202H60ZM146 203V202H145ZM256 203V204H255ZM38 204V203H37ZM56 204V203H55ZM54 204V205H55ZM100 204H102V203H100ZM104 204V203H103ZM182 204H184V203H182ZM197 204H194V206L196 205L197 206ZM228 204V203H227ZM226 204V205H227ZM255 204V205H254ZM45 205H47V204H44V206ZM107 205V204H106ZM170 205V204H169ZM168 205V206H169ZM208 205H209V208L211 207V206H213L211 209H213V210H211V209H207V207H208ZM211 205V206H210ZM254 205V206H253ZM61 206V205H60ZM97 206V205H96ZM174 206V205H173ZM190 206V205H189ZM193 206V205H192ZM205 206H207V207H205ZM220 206V205H219ZM222 206H221V208H222ZM242 207H243V204L241 205ZM28 207H29V209H28ZM65 207H67L66 205H65ZM167 207V206H166ZM181 207H183V205L181 206ZM191 207V206H190ZM205 207V208H204ZM241 207V210H243V209H245V208H242ZM256 207V208H257ZM33 208V207H32ZM36 208V207H35ZM37 208H39V207H37ZM36 208V209H37ZM102 208V207H101ZM100 208V209H101ZM201 208V209H200ZM221 208H218V210L220 209L221 210ZM247 208V207H246ZM256 208H253L254 210H252V208H251V210H252V212L254 211H257V210H255ZM28 209V210H27ZM34 209V208H33ZM105 209V208H104ZM29 210H30V212H29ZM35 210V209H34ZM33 210V211H34ZM62 210V209H61ZM170 210V209H169ZM251 210H250V212H249V209H248V213H250V214H245L244 213V210L243 211H241V213H240V216H239V219L237 218V222L238 221H240V223L242 224V223H244V222H247L248 223V221L250 222L249 224L250 225H252L253 224V222H255L256 223V221H257V219H259V217H260V219H259V221H261V222H263V219H264V212H262L261 210V212H262V214H261V212H259V210H258V212H255V215L253 214V213H251ZM38 211V210H37ZM58 211H59V209H58ZM99 211V210H98ZM101 211V210H100ZM150 211V210H149ZM167 211V210H166ZM212 211V212H211ZM35 212V211H34ZM197 212V215L199 214ZM221 212H223V211H221ZM243 212V213H242ZM64 213V212H63ZM71 213V212H70ZM75 213V212H74ZM189 213H191L190 211H189ZM258 215H257V214ZM261 214V216H259L260 214ZM69 214V213H68ZM72 214V213H71ZM92 214V213H91ZM103 214V213H102ZM167 214V213H166ZM170 214V213H169ZM199 214V215H200ZM206 213H203L202 215H201V217H200V220H199V215L197 216L198 218V220H199V222H201V226H199V228H200V230H201V228H202V226H204V225H212L211 224V222H209L210 221V219L208 218V216H206L205 215ZM219 214V213H218ZM223 214V213H222ZM251 214H252V216H251ZM16 215V214H15ZM34 215V214H33ZM101 215V214H100ZM206 217H205V216ZM250 215V216H249ZM257 215V216H256ZM13 216V217H12ZM25 216V215H24ZM36 216H37V214H36ZM182 216H184V215H182ZM186 216H187V214H186ZM204 216V217H203ZM255 217L256 216V220L255 219H253V220H250V219H252L251 217ZM259 216V217H258ZM263 216V217H262ZM30 217V216H29ZM34 217V216H33ZM106 217V216H105ZM190 217H191V215H190ZM203 217V218H202ZM258 217V218H257ZM262 217V218H261ZM15 218V217H14ZM148 218V217H147ZM205 218H207V219H209V220H207V219H205ZM27 219V218H26ZM33 219V218H32ZM76 219V218H75ZM190 219H192V217L190 218ZM203 219V220H202ZM205 219V220H204ZM217 219V218H216ZM262 219V220H261ZM18 220V219H17ZM184 220H186V219H184ZM202 220V221H201ZM243 220V221H242ZM247 220V221H246ZM24 221H25V219H24ZM32 221V220H31ZM205 221V222H204ZM206 221H208V223L206 222ZM28 222V221H27ZM180 222V221H179ZM25 222H23V224H24ZM63 223V222H62ZM65 223V222H64ZM182 223H183V220H182ZM203 223H204V225H203ZM206 223V224H205ZM210 223V224H209ZM233 223H235V222H233ZM254 223V224H255ZM66 224V223H65ZM68 224V223H67ZM96 224V223H95ZM176 223H174V225H175ZM186 224V223H185ZM215 224V223H214ZM219 224V223H218ZM223 224V223H222ZM236 224V223H235ZM263 224H264V222H263ZM166 225V224H165ZM169 225V224H168ZM226 225V224H225ZM244 225H245V223H244ZM247 225V224H246ZM257 224H255V225H253V226H255V228H257L258 227V225L256 226ZM10 226H12V225H10ZM25 226V225H24ZM88 226V225H87ZM86 226V227H87ZM188 226V225H187ZM216 226H217V224H216ZM249 226V225H248ZM253 226H249L250 228H254ZM1 227V226H0ZM28 227V226H27ZM26 227V228H27ZM89 227V226H88ZM180 227V226H179ZM189 227V226H188ZM208 227V226H207ZM210 227V229L212 230V228H213V226H212V228H211V226H209ZM224 227V226H223ZM29 228V227H28ZM94 228H96L95 226H94ZM168 228H169V226H168ZM204 229H202V231L203 232H205L206 230H207V228H206V226H204L203 227ZM218 228H222L221 226L220 227H218ZM217 228V231L219 230ZM4 229V228H3ZM2 228H0V239L1 238H3L4 236H6V233H8V235H7V237H4L3 239V242H1L0 243V264H18L17 263V259H15V257L13 256V255H11V250H9V249H7V246H8V243H6V242H9L8 241V239L9 238H11V237H9V232H7V230H6V232H5V230H3ZM84 228H82V230H83ZM87 229V228H86ZM97 229V228H96ZM104 229V228H103ZM176 229V228H175ZM189 228H187L186 229V231L188 230ZM195 229V228H194ZM206 229V230H205ZM222 229H224V228H222ZM221 229V230H222ZM12 230V229H11ZM93 230V229H92ZM99 230H101V229H99ZM177 230V229H176ZM184 230V229H183ZM200 230H198L199 232H200ZM211 230H209V231H211ZM221 230H219L217 233H221L222 231ZM258 230V231H257ZM261 229H259V227L257 228V229H255L254 231H257V232H259ZM10 231V230H9ZM18 231V230H17ZM30 231V230H29ZM86 231V230H85ZM91 231V230H90ZM193 232H194V230H192ZM191 231V232H192ZM196 231V230H195ZM201 231V233H203ZM208 231V230H207ZM221 231V232H220ZM251 231V230H250ZM249 231V233H252V232H250ZM5 232V233H4ZM22 232H23V230H22ZM89 232V231H88ZM98 233H99V231H97ZM192 232V233H193ZM213 231H211V233H212ZM224 232V231H223ZM221 233V235L222 234H224V233ZM13 233V232H12ZM15 233H19V232H15ZM171 233H173V231L171 232ZM197 233V234H196ZM205 233H207V235L206 236H209L208 237V240H206L207 238L206 237H204V240H206L205 241V243H206V245H207V243L211 240H209V238H212L213 236H214V239L212 240V243L211 242H209L208 244V246H210L211 244H214L215 242H217V241H215V242H213L214 240H215V235H216V233L214 234V232L211 234L212 235V237L210 236V233L209 232H205ZM205 233H203V235H201V240H202V237L203 236H205ZM209 234V235H208ZM255 234V233H254ZM15 235V234H14ZM20 235V234H19ZM101 235V234H100ZM188 235V234H187ZM192 235V234H191ZM193 235H194V233H193ZM192 235V236H193ZM195 235H197V236H200L199 234H198V232L196 231L195 232ZM249 235H252V234H249ZM262 236H263V234H261ZM261 235H260V237H261ZM184 236H185V240H184ZM183 237H181V239L183 238V240H181V242L179 243V244H181V245H183V241H184V244L185 243H187V242H185V241H187V239H186V237H188V236H186V235H184ZM191 236V237H192ZM197 236H195V238L197 239L198 237ZM220 236V234L219 235H217V237H219ZM13 237V236H12ZM15 237V236H14ZM13 237V238H14ZM194 237V236H193ZM216 237V238H217ZM254 237V236H253ZM5 238H7V239H5ZM13 238L11 239V241L13 240ZM194 238V239H195ZM200 238L199 239H197V240H199V241H201L200 240ZM222 238V239H221ZM223 238H224V235H222V237L220 236V238L219 239H221V241H223ZM257 238V237H256ZM190 239V238H189ZM258 239V238H257ZM10 240V239H9ZM217 240H218V238H217ZM15 241V240H14ZM14 241H12L13 243H14ZM91 241V240H90ZM190 241H191V239H190ZM190 241H188L189 243H190ZM196 241V240H195ZM195 241H192V242H194L195 243ZM208 241V242H207ZM258 241H259V239H258ZM192 242H191V244H192ZM219 242V241H218ZM217 242V243H218ZM6 243V244H5ZM16 243V242H15ZM14 243V244H15ZM203 243H204V241H203ZM205 243L202 245L201 244V242H197V245L198 244H201V250H200V252L198 251V249H199V247H200V245H198L197 246V248H196V250H195V252H197L196 253V255L198 256L199 254H200V256L202 255L203 257H204V253L202 252V251H204L205 252V250L206 251H208V249H206V248H203V246H205ZM211 243V244H210ZM222 243V242H221ZM225 243V242H224ZM2 244V245H1ZM12 244V243H11ZM216 244V243H215ZM214 244V246H216ZM250 244H251V242H250ZM10 245V244H9ZM217 245H219L220 246V243L219 244H217ZM213 246V245H212ZM218 246V248H220ZM222 246H224V244H222ZM9 247V246H8ZM10 247H11V245H10ZM217 247V246H216ZM257 247V246H256ZM12 248H13V245H12ZM16 248V247H15ZM203 248V249H202ZM223 249H226V248H223ZM222 249V250H223ZM252 249V248H251ZM12 250H14V249H12ZM209 250H210V247H209ZM227 250V249H226ZM224 251V250H223ZM262 251V250H261ZM4 252H7V254L8 255H5L4 254ZM209 252V251H208ZM212 253H213V251H211ZM13 253H14V251H13ZM206 253V252H205ZM215 253H216V249H215ZM215 253H213V254H215ZM223 253V252H222ZM263 253V252H262ZM204 254V255H203ZM213 254H211L210 252H209V256L207 255V253H206V255H207V257H208V259H206L207 257H206V255H205V257L206 258H202V259H206V261L207 260H209V261H207L206 263L203 261V263L204 264H209V263H211V261H210V259H211V257L213 258L214 257V255ZM220 254V253H219ZM224 254V253H223ZM227 254V253H226ZM252 254H253V252H252ZM195 255V256H196ZM38 256V255H37ZM141 256V255H140ZM163 256H165V255H163ZM167 256V255H166ZM196 256V257H197ZM200 256H198V259H199V261H201V257ZM218 254H216V261L217 260H219V262L221 263V262H224L225 261V259H226V257L224 258V260L223 261H221L220 259H217L218 257H220V255L218 256ZM257 256V255H256ZM22 257V256H21ZM139 257V256H138ZM162 257V256H161ZM200 257V258H199ZM214 257V258H215ZM235 257V256H234ZM239 257V256H238ZM248 257V256H247ZM141 258V257H140ZM167 258V257H166ZM192 258V257H191ZM228 258V257H227ZM253 258V257H252ZM23 259H24V257H23ZM124 259H126V258H124ZM193 259V258H192ZM245 259H246V257H245ZM260 259H262V258H260ZM140 260H142V259H140ZM197 260V259H196ZM196 260H195V262H196ZM211 260H214V259H211ZM228 260V259H227ZM26 261V260H25ZM193 261H194V259L192 260V263H193ZM198 261V260H197ZM198 261V262H199ZM237 261V260H236ZM20 262V261H19ZM198 262H196V264L198 263ZM202 262V261H201ZM218 261L217 262H212V264L214 263V264H216V263H218V264H220ZM226 262V261H225ZM224 262V263H225ZM231 262V261H230ZM120 263V262H119ZM126 263V262H125ZM139 263V262H138ZM190 263H191V261H190ZM189 263V264H190ZM200 263V262H199ZM198 263V264H199ZM202 263V264H203ZM132 264H134L133 262H132ZM161 264H162V262H161ZM222 264V263H221ZM231 264V263H230ZM240 264V263H239ZM244 264V263H243ZM250 264V263H249Z\"/></svg>",
	"mask_w": 264,
	"mask_h": 264
}]
</instances>
